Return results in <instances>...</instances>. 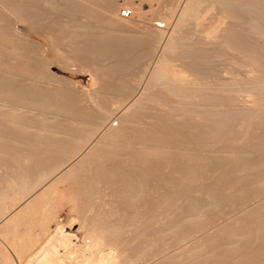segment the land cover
Listing matches in <instances>:
<instances>
[{
    "label": "rangeland",
    "instance_id": "rangeland-1",
    "mask_svg": "<svg viewBox=\"0 0 264 264\" xmlns=\"http://www.w3.org/2000/svg\"><path fill=\"white\" fill-rule=\"evenodd\" d=\"M4 1H6V2H4ZM18 1H20V3H22V0H17V1L9 0L10 3L7 0H2L0 3V10L2 11V12H0V14L2 15V13L4 12V14L2 16L0 15V20H1L0 24L2 26V27L0 26L1 27L0 28V35L2 33L1 38L3 39V40H0V42H1L0 43V50H1L0 51V89H1L0 90V108L2 107L1 108L2 111L0 110V112H2V113H0L1 114L0 119L4 118L2 121H0L1 122L0 123L1 124L0 125V143H1V140H3V142H5L4 139H6L5 134H4L6 130H5V128H4L5 131L2 130L3 128L1 127V126H3V124L6 123L7 125L3 126V127L7 126L6 129L10 125H11L10 126L11 128L9 127V129H12L13 127H14L13 129H15V125H17L21 128L22 131L25 130V132L27 131L28 133H31V132L35 133L36 131H40L44 134H48V135H52V136L53 135H58V136L62 135L59 137L60 138L63 137V139L66 138V139H64V141H66L67 144L69 142H71V143H69L71 145H76L78 143L77 144L78 146H77V149L74 150L73 152L68 151L70 154L67 152L65 153V155L60 154V155H62V157H59V159L57 160V164H55V166L56 165L57 166L55 167L53 165L52 167H53V169L55 167L54 171H57L56 169H59V168L61 170L64 168L65 170L63 169V171H62L63 173L60 170L59 173H57L55 175L50 174L51 180H50V182L47 183L48 185L46 184L45 194H44V196H42L43 200L41 198H40L41 200L39 199V201H40L39 204L42 201L43 202L41 203V205L38 206V207H40L38 210L41 209L39 211L41 214L43 213L45 215V213H46L45 217L43 216V214L41 216H43L46 220L48 218V216L50 215L49 219H47V221H44L45 222L44 224H46V223H48V224L43 225V226L47 227V225H49L51 227V230L56 231V230L60 229V228H58L59 224H60V226L63 224V226L61 227L62 231L58 232L59 231L58 230L56 233V237H55L53 232H48L46 234V236H44V238H43V236L41 237L40 235L42 234V232H44L45 229L37 228V230H36L35 229L36 226L35 227L34 226L28 227V225H24L25 226V228H24L23 225L21 224L22 226L20 228L19 227L20 225H18V224H20V222H19V223H17L18 226L16 225V229H15V226L14 227L13 226H7L4 228L1 227L2 230H0V231L3 233H2V235L0 234V237H1L0 238V264H8V263L9 264H24L25 263L24 258H26L27 255H30V253H34V251L38 250V249L40 251V255H38V257H32L31 260L29 261V263H31V264H44V263H46V261L50 260L54 255L58 256V255H61L62 253L64 254V253L68 252V251H66V248L64 249L62 246H60V243H62V242L67 246V248H69L68 250L71 249L70 252H68L70 254V257H71L70 258L68 256V258H70V261L71 260H73V261L82 260V256H81L82 252H84V253H82V255L87 254L88 256H96V257L101 256V255H103L104 252H106L109 254V256H111L112 261L115 259L116 264H123V263L126 264L125 262H128V261L129 262L127 264H129V263L130 264H164V263L165 264H172V263L173 264H183V263L184 264H187V263H189V264H204V262H205V264H218V263L219 264H226V263L227 264H230V263H232V264H248V263H250L251 261H249L246 258L247 255H245V253L246 254L248 253L247 250L245 251V248L247 249V246H248L247 245V239L249 237L248 235H252V233H250L251 230H255L252 228H256V227L259 228L258 224L259 225L262 224L263 225V226L261 225L262 229L259 228L261 230L258 231L259 233L260 232H262V233L259 234L256 231L257 229L255 231L257 232L256 235H258L259 237H260V235L264 236V232H263L264 231L263 230L264 229L263 228L264 227V211H261V210H264V201H263L264 200L263 199L264 198L263 197L264 196V187H263L264 175H262V174H264V165H262V163L264 164V135H263V133H264V78H263L264 77L263 76L264 75V73H263L264 72V69H263L264 68V33H263V31L264 30L261 27V24L264 22V18H262V17H264V16H261V17L256 16V18L254 20V21H257V24L259 22V26H258L259 28L258 29L254 28V27L251 28V26L249 24H248L249 26L245 29V27H246L245 25H247V24H245V23L241 24V26L242 25L243 26L239 30H240V34L242 36L239 34V36L241 38L239 36H237V37H238V41H241L239 43L241 45L243 43L244 44L240 48V49H242L240 51L243 53H241L240 54L241 56H239L236 54L237 51H235V49L233 48V44L222 41V39H223L222 35L223 36H228V34L230 35V33H229L230 30H228V27H229L228 24L230 26H232L233 24H231V23H233V22L227 21L226 19L223 20V24L222 25L220 24L221 26H219V28H218V33H217V38H216L217 40H215V41H214V39L212 40L210 38L211 36L209 37L210 39L208 38V36L206 37V35H207L206 32L209 30V27H211L217 21H220L222 18V17H219L221 15H219L220 9L217 6L218 4L214 5L215 3L213 4V2H210L209 0H207V2L209 1L208 3L205 1V3L203 2L199 5L198 9L199 8L200 9H199L198 17L196 20H194L195 18L194 19L192 18L190 21V17H188V18L184 17L185 18L184 19L185 21L183 20L184 23H183V21L178 22V23H182V24H179L180 26L178 25V23L175 24V19L177 20V17L179 15L178 13L180 12L179 9L181 10L180 7L183 5V4H181L182 0H173V1L170 0L171 2L168 0H123V1L122 0H111V1L101 0L102 2L100 0H98V1H94L93 3L91 2V0H81L83 2H81L79 0L80 3H82V6L84 5V7L86 4V1H87V3L89 1V5L92 4L90 7H89V5L86 4L87 5L86 9H88V10H85L86 13H84V11L82 12L84 15L81 12L79 13L78 11L77 12L75 11L73 13L71 10L69 11L65 7L67 9L66 10L64 7H62V3H60V0H43L42 1L44 4L43 6H45V7H43L44 9L42 8V10L45 12L47 11L48 13L50 12L51 14L50 13L49 14L52 17L48 13H47V15H44L46 13L42 11V13H44L43 14L44 16H42V14H41L42 17L41 16H36V17L33 16L34 18H36V20L34 18H28V20H27V17L32 16V15L28 14V13H30V11H32V7H31V9L29 8L30 9L29 12H28V10L27 11H24L21 9L19 10V8H21V5H22V8L25 7L24 5L29 0H23V1H25V3L21 4V5H17L16 2H18ZM32 1H29L30 4L32 3ZM79 1H76V2H79ZM99 1L102 3V6L100 5L101 3ZM45 2H46V4H45ZM54 2H55V4H54ZM2 3L5 5H3ZM12 3H13L12 7L14 9L11 7ZM14 3L17 5V9L15 8L16 5ZM80 3H79V5H81ZM116 3H118V5ZM30 4L27 2V5H28L27 8L30 7ZM104 4H106V5H104ZM178 4H179V6H178ZM204 4L205 5L208 4V5H206V7H204L205 6ZM96 5H98V6L96 7ZM112 5H114V6L112 7ZM18 6H19V8H18ZM40 6H42V3L40 4ZM210 6H211V8H210ZM56 7H59V8H56ZM92 7L94 9H92ZM103 7L106 9H103ZM6 8H8V9H6ZM27 8H25V9H27ZM45 8H47V9H45ZM108 8H110V11ZM122 8H129L131 10L132 14L129 18L120 17L119 11ZM167 8H168V10H167ZM15 9L19 10L21 12L16 11ZM170 9H172V10H170ZM8 10H10V11H8ZM12 10H13V13L11 12ZM111 10L113 13H110ZM165 10H166V12H165ZM59 11H60V13H58ZM67 11H69L68 13H71V14L67 15L68 14ZM218 11H219V14H218ZM25 12H27V14L29 16L25 15L26 19L24 21V17L22 18V16H24ZM88 12L90 15L88 14ZM97 12H98V14H100L99 16H98ZM162 12H164V13H162ZM18 13L20 14L19 16H18ZM55 13H56V15H55ZM80 14H81V16H80ZM87 14H88V16H85ZM91 15H93V17ZM109 15H112V17H110ZM162 15H165V16H162ZM3 16H5V17L7 16L8 18L7 17L6 18L8 21L6 20L4 22L5 17H3ZM72 17H74V18H72ZM89 17H90V19H88ZM113 17H115V19ZM57 18H58L59 22H58ZM75 18H77V19H75ZM159 18H161V19H159ZM218 18H220V20ZM104 19H106L107 21ZM112 19H113V21H112ZM143 19H145V20H143ZM42 20H44V21H42ZM55 20H56V22H54ZM79 20H80V22H79ZM110 20H111V22H110ZM157 20H162V21L165 20V22H163L165 24L164 30L166 33L164 36V39L170 38V35L173 36V39L176 37L174 40L177 44H179V46L176 45V43H173V44H174V46L176 45L175 48L178 47V48H176L177 50L172 49L173 50L172 51L171 49H167V47L163 45V43L165 41L164 39H161L160 43H158V45H157L158 50H157L156 45H154L156 47V50H155L154 46H153L154 48L153 47L150 48L151 46H149V44L152 45L153 44L152 40H154V39L150 38V40H149L146 36H147L148 32H150L149 30L152 29V26L155 23V21H157ZM209 20H210V22L212 21L213 24H210ZM74 21L76 23H74ZM225 21H226V23H225ZM6 22L10 23V25H11L10 27L13 31L10 29V27H9V29H10L9 32H8V30H6V28L8 29L7 26H9V24L6 25L5 27L3 26L5 24H7ZM107 22H109V23H107ZM101 23H103V25ZM205 23L207 24L206 27H205ZM29 24H31V25H29ZM32 24L34 26H32ZM51 24H52V26H51ZM53 24L55 26H57L56 24H58L59 26H57V28H56ZM64 24H66V25H64ZM80 24H82V25H80ZM142 24H144V25H142ZM184 24H185V26H184ZM173 26H174V28H173ZM262 26H263V24H262ZM84 27L86 28V30ZM93 27H95V28H93ZM103 27H105V28H103ZM106 27H107V29H106ZM175 27H177V28L175 29ZM226 27H227V29H226ZM260 27H261V29H260ZM52 28H53V30H52ZM74 28L75 29L78 28L77 31ZM81 28H83L82 29L83 31H80ZM90 28H92V30L93 29L94 30L92 31ZM204 28H206V29H204ZM61 29H62V31H61ZM66 29L69 31H67ZM87 29L91 30L94 33L96 31H97V33L101 32L100 34H102L104 37H108L109 39L111 38L113 41H116L117 38H120V40H118V42L116 41V43H120L121 38H122V40L124 39L125 41L126 40L128 41V39H129L128 42L131 44L128 45L129 43L127 44V41L124 42L125 43L124 46L127 45V47L125 46V48L123 49V51L125 53L122 50L120 51V49H121L120 48L119 51L117 50V55L115 54L116 56L114 55L113 57L112 56L110 57L108 55H102L100 57L97 56L96 58L95 57L91 58V56H89V58H88V56L85 57L86 56L85 53H84L85 56L80 57L81 56L80 52L82 54L83 51L80 50L81 48L79 49V46H80V45H78L79 42H76V41H78V37L75 35V32L84 33L85 31H88ZM171 29H174V30H171ZM186 29H188L187 32L185 31ZM1 30L4 32H2ZM5 30L7 31L8 34H5L6 33ZM47 30H49V31H47ZM56 30H57V33H56ZM64 30H65V32H64ZM30 31H31V33H30ZM60 31L62 32L63 36L61 35ZM173 31H174V33H172ZM260 31L263 35L260 33ZM40 32H42V33H40ZM145 32H146V34H145ZM189 32H191V33H189ZM204 32H205V34H204ZM63 33H65L66 36ZM72 33L77 37V40L74 41L71 38V35H73ZM108 33H109V35H108ZM197 33H198V35H197ZM225 33H227V35H225ZM3 34L7 35L8 37L3 35ZM125 34L127 35L126 37H125ZM173 34H175L176 36ZM132 35L134 37H136V39H139V40L136 41V39H134V37ZM167 35H169V37ZM177 35L181 36V38L178 37ZM48 36H50V37H48ZM67 36L70 39H68ZM111 36H113L115 39H113V37H111ZM230 36H229L228 41L235 43L234 41L237 38L235 37L234 41H232L233 37H230ZM252 36H253V38H252ZM76 37H75V39H76ZM196 37H198V38L196 39ZM179 39H181L182 41H180ZM183 39H186V40H183ZM187 39H189V40L187 41ZM219 39H221V40H219ZM19 40H21V41H19ZM5 41H7V42H5ZM131 41L132 42L135 41V42L132 43ZM167 41H168V39L165 41V43ZM185 41H186V43H185ZM257 41H259V42L257 43ZM13 42H15V43H13ZM151 42H152V44H151ZM195 42L196 43L198 42V43L195 44ZM222 42H223V45L221 47L220 45L222 44ZM6 43H8V44H6ZM74 43H76L77 45ZM180 43H182V44H180ZM246 43H248V44H246ZM254 43L257 46H255ZM18 44H20V45H18ZM120 44H118L117 46L121 47ZM155 44H156V42H155ZM184 44L185 45L187 44V45L185 46ZM194 44H195V46H194ZM224 44H226V45H224ZM159 45H160V47L164 46L165 49L169 50V51H166L167 53L164 52L165 49H162V47L160 49ZM182 45H183V47L184 46L185 47L183 48ZM190 45L191 46L193 45V46L189 47ZM199 45L202 47H200ZM258 45H259V47H258ZM197 47H200V48L198 49ZM4 48H5V50H4ZM74 48L75 49L78 48L77 50H79L80 52L75 50ZM148 48H150L151 51H149L150 49L148 50ZM126 49H127V53H126ZM224 49H226V51ZM170 50L173 53H170L171 52ZM174 50L176 51V53ZM179 50H180V52H179ZM183 50H184V52H183ZM194 50H196V51H194ZM212 50H214V51H212ZM249 50H250V52H248ZM3 52H5V53H3ZM118 52L124 53L123 54L124 56L121 54L122 57L121 58L118 57V55H120V54H118ZM177 52H179V53H177ZM148 53H150V54H148ZM186 53H187V55H186ZM189 53H191V54H189ZM239 53L240 52H238V54ZM181 54H182V56H181ZM251 54L255 57L251 56ZM166 55H168V56H166ZM171 55H174V56L172 57ZM232 55H234V57ZM74 56H77V59H76V57L74 58ZM175 56L178 59H175L176 58ZM22 57H24L23 58V59H25L24 61H22L23 60ZM67 57H68V59H67ZM79 57L81 59H79ZM36 58H39V59H36ZM44 58H46V59H44ZM159 58H162V62H161L162 65H164V66H167L166 64L170 65V66L168 65L166 67V68L170 67V69H168V70L174 69V71L177 72L178 74H183V77L186 76L184 78L185 82L183 81L182 83H179V82L176 83L174 81L172 84L171 83L172 81L171 82L169 81V84L164 82L165 84L160 83V84H157L155 86L152 84L151 85L149 84L150 86L146 85L145 79L148 75H149L148 77H150V74H151L150 69L152 70V68H153L152 66H154V64H155V63H153V61H156L157 59L159 60ZM241 58H242V60H241ZM247 58H249V59H247ZM43 59H44V61H43ZM70 59H71V61H70ZM87 59H88V61H87ZM81 60H82V62H81ZM149 60L151 61V63L149 62ZM163 60H165L166 62L168 61L169 63L168 62L166 63ZM231 60H233V61H231ZM31 61H33V62H31ZM105 62H107V63H105ZM147 62H149V65L147 64ZM240 62H242V63H240ZM33 63H34V65H33ZM49 63H50V66H49ZM179 64H181V65H179ZM186 64H188V66ZM21 65L26 66V68L25 67L21 68L22 67ZM96 65L98 66V68ZM231 65H233V67ZM144 66H146L147 68ZM241 66H243V67H241ZM252 66H254V67H252ZM260 66H262V67H260ZM237 67H239V68H237ZM67 68H69V69H67ZM231 68H233V69H231ZM262 69H263V71H262ZM260 70L262 72H260ZM149 71H150V73H148ZM183 71L185 72V74ZM187 71L189 73H187ZM254 72H255V74H254ZM33 74H35V75H33ZM193 75H196V76H193ZM235 75H237V76H235ZM230 76H232V77H230ZM148 77H147V79H149ZM192 77H195V78H192ZM191 79H193V80H191ZM217 79L219 80V82H217L218 81ZM99 81H101V82H99ZM187 81L189 82L188 84H187ZM191 81L192 82L194 81L193 83L196 85L191 83ZM196 81H198V82L196 83ZM245 81H246V83H245ZM149 82H147V84ZM252 83H254V84H252ZM100 84H102V85H100ZM166 84H168V86ZM159 85H161V86H159ZM192 85L195 87H193ZM227 85H229V86H227ZM145 86L148 89V94L153 95V96L150 97V95L148 96V94L146 96L144 95L145 93H147L146 90H144L145 93L142 91ZM147 86H149L150 88H148ZM151 86H152V88H151ZM178 86L180 89L178 88ZM189 86H192V87H189ZM211 87H213V88H211ZM4 88H6V90ZM34 88H35V91L42 90V91H45V92L47 91V92L51 93L52 98L51 99L49 98V100L48 99L44 100L43 98H36L35 97L36 98L35 99L32 96H31V98L26 97V95H27L26 93L25 94L21 93L24 91L28 92ZM60 88H62V89H60ZM70 88L72 91L70 90ZM163 88H165L166 91ZM171 88H173V89H171ZM197 88H199L200 90ZM203 88L206 92H204V90H202ZM149 89L150 90L153 89V91H155V92H153L152 90L150 91ZM162 89H163V91H162ZM168 89H170V90H168ZM188 89H190V90H188ZM167 90H168V92H167ZM175 90H178L180 93L175 91ZM196 90H198V92ZM211 90L213 92H210ZM219 90L222 92H220ZM240 90H241V92H240ZM229 91L232 93H230ZM152 92H153V94H151ZM174 92L177 95L179 93V95H178L179 99H178L177 95L175 96ZM187 92L190 94V97H189V94H187ZM209 92L212 95V97H211V95L208 96ZM217 92H219V93H217ZM72 93H74V96ZM87 93H89V94H87ZM91 93H93V94H91ZM140 93L143 96L142 98L141 97L140 98L143 101H146V100L147 101L146 102L141 101L142 105L140 108L139 107H130L131 103L134 102L139 97ZM158 94H159V96H158ZM203 94L204 95L206 94L205 96H207L208 100L204 99L205 96ZM224 94H226V96ZM239 94H241V95H239ZM53 95H55V97ZM122 95H124V96H122ZM164 95H165V97H164ZM182 95H184V96L181 97ZM192 95H194V96H192ZM200 95H202L203 98ZM218 95H219V97H218ZM76 96H77V98H76ZM97 96H98V98H97ZM161 96H163V97H161ZM166 96L169 97L170 99L167 98ZM172 96L175 97V99ZM112 97H113V99H112ZM134 97H135V99H134ZM146 97L147 98L149 97V98L146 99ZM156 97H158V98H156ZM186 97L187 98L189 97V98L186 99ZM216 97H218L220 100L217 99ZM103 98L105 101L103 100ZM161 98H164V99H161ZM201 98H202V100H201ZM215 98L217 99V101L215 100ZM55 99H57V100L54 101ZM92 99L93 100L98 99V101H100L101 104L104 103L105 109L103 108V106H102V108L105 111L103 113H101V112L99 113V111L96 112L97 109L93 107L94 104H93ZM165 99L167 100V102ZM195 99H196V101H195ZM212 99H213V101H211ZM30 100H31V102H30ZM87 100L88 101L90 100V101L88 102ZM218 100H219V102H218ZM236 100H238L239 102H234ZM91 101H92V103H91ZM210 101H211V103H210ZM147 102H148V104H147ZM192 102H194V103H192ZM90 103H91V105H90ZM154 103L158 104V105L155 106ZM5 104H6V106H5ZM107 104H108V106H107ZM160 104H161V106H160ZM55 106H57V107H55ZM58 106H60V108H58ZM164 106H165V108H163ZM63 107H65V108H63ZM89 107L90 108L92 107V108L90 109ZM166 107H167V109H166ZM206 107L207 108L209 107V109L206 110ZM7 108L9 111L7 110ZM62 108H63V110H62ZM80 108L82 109V111ZM135 108H136V110L134 111ZM144 108H145V110H143ZM202 108H204V109H202ZM55 109H56V111H55ZM59 109H61V110H59ZM73 109H76L78 111H76V110L72 111ZM196 109H198V110H196ZM107 110H109L108 113H107ZM167 110H169V111L167 112ZM170 110H172V111H170ZM129 111H130V113H129ZM131 111H134V112H131ZM140 111H143V112L146 111L147 113L144 112L145 113L144 114L143 112H140ZM152 111H155V112H152ZM205 111L207 112L206 115H205V113H206ZM208 111L210 112L209 116H208V114H209ZM92 112L93 113L95 112V113L93 114ZM136 112L139 115H137ZM202 112H204V113H202ZM9 113H10V115L12 114V116H14V117H12V118L9 117L10 116ZM133 113L135 115H133ZM162 113H163V115H162ZM165 113H168V114H166V116H165ZM200 113L203 116L202 115L197 116ZM215 113H217V114H215ZM101 114H102V117H101ZM105 114H107V115H105ZM129 114H131V116H129ZM16 115H17V117H16ZM145 115H146V117H145ZM132 116H133V118H132ZM214 116H216V117H214ZM99 117H100V121H99ZM134 117L137 118L136 121L133 120V119H135ZM56 118H58V119L56 120ZM160 118H162V119L160 120ZM165 118L168 120H166ZM155 119H156V121H154ZM139 120L141 121V123H139L140 122ZM53 121H55L57 123H55ZM137 121H139V122H137ZM52 122L54 123L53 125H52ZM169 122H171V123H169ZM125 123H127V125ZM133 123L135 126L133 125ZM142 124H144V125H142ZM162 124H164V125H162ZM181 124H182V126H181ZM100 125H101V127H100ZM146 125H147V127H146ZM63 126H66V127H63ZM94 126H96V127H94ZM123 126H125L124 128L127 129L128 131H131V133H129L130 138H125L123 141L121 139H119L118 141L115 140L116 142H114V140H111V141L108 139L105 140V138H107V137L103 138L104 137V136H102L103 133L109 131L108 127H110V128L113 127L115 129H119V128H122ZM222 126L224 127V129ZM19 127H16V129L19 130L18 129ZM69 128H71V129H69ZM85 128H87V129H85ZM135 128L137 129V131H138V129L141 128V130H139V132H142V133H139L138 135L134 134L136 132ZM149 128H151V129H149ZM166 128H168V129H166ZM28 129L30 131H28ZM143 129H145V132L143 131ZM147 129H148V131H147ZM165 129L167 132L165 131ZM77 130L78 131L80 130V132H78ZM151 130H153V131H151ZM85 131H86V133H85ZM89 131H90V133L87 134ZM149 131H151L153 136H154V134H155V136L158 134L159 138L164 136L163 138H165L166 140H163V138H160L163 141L158 139L159 140V142H158L157 140H154L153 138H151L152 136H150L148 138V136L150 134ZM169 131H170V133H169ZM182 131H185V132H182ZM14 132H17V131H14ZM218 132H220V133H218ZM101 133H102V135H101ZM162 133H163V135H162ZM172 133H174L173 134L174 136H172ZM99 134L101 137H99ZM132 134H134V137ZM142 134H143V137H142ZM144 134L146 135V138H145ZM152 134H150V135H152ZM160 135H162V136H160ZM200 136H201V138H200ZM137 138L141 139V140H138ZM126 139H127V141H126ZM75 141H77V142H75ZM137 141H138V143H137ZM155 141H157V142H155ZM10 142L12 144H14V146L20 150H24V149L28 148L29 145L33 143L32 141H30L28 139V137L22 138V139H13ZM153 142H155V144ZM162 142H165V143L162 144ZM183 142H185V143H183ZM113 143L114 144L117 143L116 145H118V146L115 145L117 147V150H116L115 146L113 145ZM90 144H92L93 147H94V144L98 145L97 149L99 147H101L99 152H97L94 155L92 153H88L87 149H84V147L88 148L89 146H92ZM107 144H110L112 147L110 145H107ZM177 144H179V145H177ZM185 144H186V146H185ZM32 145H36V144H32ZM138 145H139V147H137ZM156 145H157V147H156ZM159 146H161V147H159ZM106 147H108V148L110 147L109 151ZM154 147H155V149H154ZM166 148L168 149L169 153L162 154V153H164ZM133 149H134V152L137 151V149L140 150L139 152H137L138 155L135 153L134 154L136 156L133 155V153H132ZM160 149L162 150V152ZM192 149H194V150H192ZM119 150H121V151H119ZM154 150H156V151H154ZM129 151H131V152H129ZM78 152H80V153H78ZM101 152H103V153H101ZM147 152H148V154H147ZM172 152H174L173 153L174 156L171 155ZM186 152L189 154H187ZM198 152H199V154H198ZM52 153H49L46 155H50V157H54V155H51ZM75 153L78 154V156H77L78 159L77 158L74 159L71 162V164L69 163L67 165L66 162H68L72 158V156H74ZM85 153H87L88 155ZM154 153L155 154L158 153V156H157V154L155 155ZM1 154H2V152H0V156H1ZM54 154H55V152H54ZM183 154L184 155L187 154L189 156V157L187 156V159L188 160L190 159L191 161L190 160L188 161L187 159L186 160L188 162L185 161L186 155H185V157H183L184 156ZM194 154H196L195 156L197 158L194 156ZM228 154H229V156H228ZM84 155H86V156H84ZM120 155H121V157L123 156L122 158L125 161L120 157ZM163 155L166 157H164ZM202 155L206 157L205 160H202L205 158V157L203 158ZM141 156H142V158H141ZM171 156L173 159L172 158L170 159ZM2 157H4V156L2 155ZM2 157L0 158V160L2 159ZM180 157H182V158H180ZM215 157H217V159L218 158L219 159L217 160V159H215ZM198 159H200V161ZM171 160H174V161L171 162ZM183 160H184V162H183ZM194 160H197V161H194ZM210 160H211V162H210ZM237 160H238V162H237ZM133 161H134V163H132ZM163 161H164V163H163ZM166 162H168V163H166ZM186 162H187V164H186ZM249 162H250V165H249ZM206 163H208V164L205 166ZM48 164H49V168H50L52 164H50V163H48ZM48 164L45 165V167L48 168ZM59 164L61 166H64V167L61 168V166ZM64 164L67 165V167ZM184 165L187 166L188 168L190 167L191 169L194 168L190 174L186 171V169H187L190 172V168L188 169L186 167V169L183 170ZM200 165H202V167ZM217 165H219V166H217ZM244 166L247 169H245ZM204 167H205V169H204ZM208 167H211V168H208ZM222 167H224V168H222ZM257 167H259V168H257ZM178 168H179V170H178ZM180 168H181V170L186 171L184 173H186L185 175L187 178L184 176V173L180 170ZM227 168L230 169V171ZM211 169L213 172L211 171ZM216 169H217V171H216ZM222 169H223V171H222ZM67 170H69V171H67ZM225 170H227V171H225ZM54 171H53V173H54ZM116 171H117V173H116ZM130 171H132V172H130ZM178 171H179V173H178ZM208 171H209L210 175L207 174ZM2 172L4 173L3 166L0 165V177L3 175ZM58 174H60V176ZM181 174H183L185 179L183 178V176H180ZM212 174L215 176L214 178H212L213 177ZM222 174H225V175H222ZM56 175H58L59 177L58 176L56 177ZM230 175H232L234 178ZM251 175H253V176L255 175V176L253 177ZM176 176H177V178H176ZM230 177H232V178H230ZM81 178H83V179H81ZM247 179H249V180H247ZM256 179L258 182L256 181ZM170 180H171V182H170ZM183 180H184V182H183ZM252 180H254V181L252 182ZM243 181H244V183H243ZM260 182H261V184H260ZM0 183H1V180H0ZM165 183H166V185H165ZM170 183L172 184V186ZM188 183H190V185H188ZM255 183L256 184L258 183L259 184V185L257 184L258 186L261 185L260 188L258 186H256ZM181 184H182V186H181ZM218 184H220V185H218ZM250 185L252 187H250ZM204 186L207 187V189ZM214 186H215V188H214ZM251 188L255 189L256 191L251 189ZM261 188H263V189H261ZM175 189H177V190L179 189V190L176 191ZM198 189H199V191H198ZM214 189H215V191H214ZM235 189H238V190H235ZM249 189H251V190H249ZM169 190H171V191L169 192ZM227 191H230V192H227ZM237 191H240L239 194H236V193H238ZM232 192H234V193H232ZM247 192H248V194H247ZM254 192H256V193H254ZM172 193H173V195H172ZM23 194L16 195V198H15L16 200H14V201H17V202H14L13 200H9V199H6L4 201V203L0 207V219L2 218V214L4 216V214L11 211V207L13 209L15 206L20 204L19 202L21 200H23L24 197H26L25 193H23ZM225 194H226V196H225ZM230 194H232V195H230ZM214 196H215V198H214ZM238 196H240V197H238ZM257 196L258 197L262 196V198L261 197L258 198ZM216 197H217V199H216ZM221 197H224V198H221ZM252 197H253V199H252ZM226 198H228V200ZM219 199H220V202H219ZM231 200L232 201L234 200V201L231 202ZM242 200L244 203L242 202ZM259 201H260V203H259ZM222 202H224V203H222ZM229 202L232 204V206ZM251 202H253V204ZM257 202H258V204H257ZM16 203H18V204H16ZM239 203L240 204L243 203V204L240 205ZM219 204H220V206H219ZM244 204H246V205H244ZM258 205L260 207L262 206L261 208H259V210L261 212H259V210L257 209L259 207ZM34 207H37V206L34 205ZM252 207H253V209H252ZM43 208H45V210H46L45 212L42 210ZM47 208H49L48 211H47ZM248 208H249V210H247ZM252 210L254 213L252 212ZM255 210H256L257 214L255 213ZM35 211L33 212L34 214H32V211L28 212V213H30L32 215V217H34L35 219L36 218L39 219L40 213H37ZM155 211H157V212H155ZM238 212L241 215L238 214ZM259 213H261V214H259ZM247 214H249V215H247ZM255 214L258 216H255ZM31 215L29 217H31ZM237 215H239L238 218L236 217ZM240 216H241V218H240ZM252 216L255 219H253ZM245 217H247V219L245 220L246 222L250 219L248 221V223H246L243 220V218H245ZM44 218H43V220H44ZM251 218H252V220H251ZM257 218L259 219L260 222L255 221ZM202 221H204V222H202ZM233 221H234V223L235 222L236 223L234 224ZM241 221H242V224H241ZM253 221L257 222L256 226L253 225L254 227L251 226L252 225L251 222H253ZM221 223H222V225H221ZM50 224H52V225H50ZM200 224H203V225H200ZM230 224H232V225H230ZM236 224H238V226ZM247 224H248V227H246ZM242 225H243V227H242ZM226 226H228V227H227V230L225 231L226 228H224V227H226ZM231 226H233V227H231ZM249 226H251V227L249 228ZM214 227H216V228H214ZM237 227H241V228H239L240 230ZM223 228H224V230H223ZM7 229H8V231H7ZM24 229H26V230H24ZM29 229H33V231L29 230ZM235 229L238 230L237 233H236ZM242 229L243 230L246 229V230L243 231ZM249 229H250V231H249ZM221 230H223L224 232L222 233ZM218 231L221 232V235ZM225 232H226V234H225ZM227 232L229 233V236H228ZM26 233H28V234H26ZM34 233H36V234H34ZM51 233H53V234H51ZM216 233H218V234H216ZM24 234H26V235L24 236ZM243 234H248V235H243ZM253 234H254V232H253ZM35 235H36V237H35ZM238 235H240V236L238 237ZM242 235H243V237H242ZM27 236H28V238L33 236L31 238H34V240H35V238L37 239L39 237L38 241L40 239L41 242L37 243L36 245L34 244L36 242V240L34 242L33 239H31L32 242L31 241L26 242L25 239L27 238ZM47 236H48V238H47ZM110 236L115 237L116 240L114 238H111ZM232 236H234L235 238ZM20 237L25 242H22ZM100 237H102V239ZM213 237L216 239L214 240ZM231 237H232L233 241L230 239ZM98 238L100 240H98ZM241 238L242 239L244 238V239L241 240ZM13 239L15 240V243H14ZM16 239H18L19 241ZM42 239H44V240H42ZM221 239H223V240L221 241ZM20 240H21V243H19ZM102 240H103V243H102ZM111 240H112V242H110ZM208 240H210V241H208ZM262 240H264V238ZM238 241H240V242L238 243ZM262 242H264V241H262ZM101 243H102V246H101ZM104 243H105V245L107 243V246H105ZM108 243H109V245H108ZM111 243L114 246L111 245ZM229 243H231V244H229ZM29 244H32V245H29ZM239 244H241V245H239ZM95 245L96 246L100 245V247H96ZM237 245H238V247H237ZM40 246H42V247H40ZM103 246H105V247H103ZM97 248H99L98 250H101V251H98ZM239 248H240V250H239ZM243 248H244V250H243ZM72 249H73V251H72ZM233 249L235 251H233ZM82 250H84V251H82ZM158 250H159V252H158ZM161 250H162V252H161ZM214 250H216L215 253L218 252L219 254L217 253L216 255H214L215 254V253H213ZM96 251H98L97 254L93 255L94 253H96ZM211 251H212V253H211ZM221 251H222V253H220ZM244 251H245V253H244ZM229 252L231 254H229ZM250 252H253L252 249ZM223 253H224V255H223ZM239 253H242L244 255H242V254L240 255ZM1 254H3V255H1ZM215 256H217V257L214 258ZM223 256L224 257L229 256V257L227 259H225V258L223 259ZM243 256H245V257H243ZM242 257H243V259H242ZM4 258H6V259H4ZM68 258H67V260H68ZM212 258L215 260H213ZM231 258H233V259H231ZM7 259H9L10 261L9 260L7 261ZM182 259H183V262H182ZM5 260L7 263H5ZM101 260H102V258L100 259V261ZM244 260L245 261L247 260L249 262H247V261L245 262ZM262 260L264 262V259H262ZM117 261L118 262L121 261V262L118 263ZM193 261L196 263H192ZM263 262L260 260V262H256L255 264H258V263L264 264ZM252 264H254V263H252Z\"/></svg>",
    "mask_w": 264,
    "mask_h": 264
},
{
    "label": "bare ground",
    "instance_id": "bare-ground-1",
    "mask_svg": "<svg viewBox=\"0 0 264 264\" xmlns=\"http://www.w3.org/2000/svg\"><path fill=\"white\" fill-rule=\"evenodd\" d=\"M2 1V0H1ZM1 1H0V3H1ZM8 2H9V0H7ZM15 1H17V0H15ZM29 1H32V0H29ZM29 1H27L29 4H30V2ZM43 0H33L32 1V5L30 4V7H28L27 8V2H26V4L24 5L25 7H23L22 8V5L21 4H24L25 3V1H23L22 0V3H20V1H18V2H16L17 3V5H21V8H19V6H18V8H19V10L21 9V10H24V11H27L28 10V12H29V10L31 9V7H32V11H30V13H28L29 15H32L31 17L27 14V12H25L24 13V16H22V18L24 17V21H25V15H28L29 17H27V20H28V18H34L33 16H41V14H42V16H44V15H47V11L45 12V11H43L42 10V8L43 7H45V6H43L44 4H43V2H42ZM76 1H79V0H60V3H62V7H66L69 11L71 10L73 13L76 11H78L79 13L81 12H83L84 11V13H86V11L85 10H88V9H86L87 7V5H89V1H88V3H87V1H86V4H85V7H84V5L82 6V3H80V1L79 2H76ZM94 1H98V0H91V2L93 3ZM101 1V0H100ZM99 1V2H100ZM109 1H111V0H109ZM123 1V0H122ZM168 1H170V0H168ZM173 1V0H172ZM205 1L207 2V0H182L181 2V4H183L180 8H181V10L179 9V15H178V17H177V20L175 19V24L176 23H178V22H182L185 18L184 17H186V18H188V17H190V21H191V19L193 18H195L194 20H196L197 19V17H198V12H199V9H198V7H199V5L201 4V3H205ZM210 2H213V4L214 5H217L218 7H219V9H220V14H219V11H218V14L219 15H221V16H219V17H222L221 18V20H220V18H218L220 21H217L215 24H213V22L211 23L210 22V20H209V22H210V24H213L211 27H209V30L206 32V37L208 36V38L210 37L212 40L214 39V41L215 40H217L216 38H217V33H218V28H219V26H221L222 24H223V20H227V21H231V22H233V23H231V24H233L232 26H230L229 24H228V30H230V35L228 34V36H223L222 35V41L223 42H228V43H230V44H233V48L235 49V51H237V55H239V56H241L240 54L241 53H243V52H241L240 50H242V49H240L241 47H242V45L244 44H240L239 42H241V41H238V37L237 36H239V34H240V28H242V26H241V24H243V23H245V24H247V25H245L246 27H245V29L250 25L251 26V28L252 27H254V28H256V29H258L259 27V22H258V24H257V21H254L255 20V18H256V16H264V0H209ZM208 1V2H209ZM4 2H6V1H4ZM7 2V3H8ZM13 2V1H12ZM42 3V6H40V4ZM56 2V1H55ZM55 2H54V4H55ZM81 2H83V1H81ZM85 2V1H84ZM98 2V3H99ZM102 2V1H101ZM100 2V3H101ZM171 2V1H170ZM175 2V1H174ZM207 2V3H208ZM10 3V2H9ZM51 3V2H50ZM79 3L81 4V5H79ZM97 3V4H98ZM99 3V4H100ZM113 3V2H112ZM115 3V2H114ZM167 3V2H166ZM176 3V2H175ZM3 4V3H2ZM15 4V3H14ZM45 4H46V2H45ZM107 4V3H106ZM106 4H104V5H106ZM117 5H118V3H116ZM180 4V5H181ZM3 5H5V4H3ZM16 5V4H15ZM17 5H16V9H17ZM60 5V4H59ZM92 5V4H91ZM91 5H89V7L91 6ZM95 5V4H94ZM101 6H102V3L100 4ZM123 5V4H122ZM163 5V4H162ZM205 5V4H204ZM206 5H208V4H206ZM206 5L204 6V7H206ZM7 6V5H6ZM13 6V3L11 4V7ZM61 6V5H60ZM98 5H96V7H97ZM110 6V5H109ZM114 5H112V7H113ZM159 6V5H158ZM166 6V5H165ZM169 6V5H168ZM178 6H179V4H178ZM50 7V6H49ZM117 7V6H116ZM115 7V8H116ZM175 7V6H174ZM208 7V6H207ZM9 8V7H8ZM8 8H6V9H8ZM13 8V7H12ZM25 8H27V9H25ZM30 8V9H29ZM56 8H59V7H56ZM65 8V9H66ZM170 8V7H169ZM172 8V7H171ZM210 8H211V6H210ZM11 9V8H10ZM14 9V8H13ZM15 9V10H16ZM44 9V8H43ZM45 9H47V8H45ZM66 9V10H67ZM92 9H94L93 7H92ZM91 9V10H92ZM97 9V8H96ZM101 9V8H100ZM103 9H106V8H104L103 7ZM109 9V11H110V8H108ZM162 9V8H161ZM165 9V8H164ZM173 9V8H172ZM172 9H170V10H172ZM207 9V8H206ZM209 9V8H208ZM19 10H16V11H19ZM117 10V9H116ZM167 10H168V8H167ZM178 10V9H177ZM8 11H10V10H8ZM15 11V12H16ZM42 11L43 12H45L46 14H44V13H42ZM57 11V10H56ZM63 11V10H62ZM69 11H67V13L69 12ZM90 11V10H89ZM93 11V10H92ZM96 11V10H95ZM163 11V10H162ZM211 11V10H210ZM0 12H2L1 10H0ZM12 13H13V10L11 11ZM19 12H21V11H19ZM117 12V11H116ZM165 12H166V10H165ZM208 12V11H207ZM50 13V12H49ZM48 13V14H49ZM53 13V12H52ZM58 13H60V11L58 12ZM78 13V14H79ZM91 13V12H90ZM109 13V12H108ZM110 13H113L112 12V10H111V12ZM162 13H164V12H162ZM202 13V12H201ZM4 14V12L2 13V15ZM16 14V13H15ZM44 14V15H43ZM51 14V13H50ZM49 14V15H50ZM54 14V13H53ZM69 14H71V13H68L67 15H69ZM83 14V13H82ZM88 14H89V12H88ZM88 14L87 15H85V16H88ZM97 14H98V12H97ZM107 14V13H106ZM208 14V13H207ZM1 15V14H0ZM1 15V16H2ZM14 15V14H13ZM20 14L18 13V16H19ZM55 15H56V13H55ZM84 15V14H83ZM90 15V14H89ZM100 14H98V16H99ZM17 16V15H16ZM20 16V17H21ZM41 16V17H42ZM51 16V15H50ZM71 16V15H70ZM80 16H81V14H80ZM92 17H93V15H91ZM97 16V15H96ZM95 16V17H96ZM97 16V17H98ZM104 16V15H103ZM110 17H112V15H109ZM162 16H165V15H162ZM167 16V15H166ZM170 16V15H169ZM173 16V15H172ZM204 16V15H203ZM3 17H5V16H3ZM7 17V16H6ZM4 18L5 20H4V22L7 20V18ZM40 17V18H41ZM46 17V16H45ZM52 17V16H51ZM217 17V16H216ZM47 18V17H46ZM56 18V17H55ZM54 18V19H55ZM72 18H74V17H72ZM86 18V17H85ZM106 18V17H105ZM114 19H115V17H113ZM166 18V17H165ZM262 18H264V17H262ZM35 20H36V18H34ZM61 19V18H60ZM75 19H77V18H75ZM82 19V18H81ZM88 19H90V17L88 18ZM93 19V18H92ZM159 19H161V18H159ZM216 19V18H215ZM20 20V19H19ZM33 20V19H32ZM38 20V19H37ZM53 20V19H52ZM57 20H58V18H57ZM83 20V19H82ZM96 20V19H95ZM98 20V19H97ZM103 20V19H102ZM104 20H106V19H104ZM143 20H145V19H143ZM153 20V19H152ZM163 20V19H162ZM162 20H157V21H155V23L153 24V26H152V29L151 30H149L150 32H148V34H147V38L150 40V38L151 39H154V40H152V42H153V44H152V42H151V44L152 45H150L149 44V46H151L150 48H152L154 45H156V47H157V50H158V43H160V41H161V39H164V36H165V30H164V28H165V24L163 23V22H165V20L164 21H162ZM193 20V21H194ZM1 21V20H0ZM8 21V20H7ZM23 21V20H22ZM42 21H44V20H42ZM107 21V20H106ZM112 21H113V19H112ZM117 21V20H116ZM185 21V20H184ZM184 21H183V23H184ZM204 21V20H203ZM207 21V20H206ZM205 21V22H206ZM222 21V22H221ZM37 22V21H36ZM50 22V21H49ZM54 22H56V20L54 21ZM58 22H59V20H58ZM79 22H80V20H79ZM101 22V21H100ZM110 22H111V20H110ZM215 22V21H214ZM2 23V22H1ZM7 23V22H6ZM13 23V22H12ZM23 23V22H22ZM27 23V22H26ZM44 23V22H43ZM71 23V22H70ZM74 23H76L75 21H74ZM105 23V22H104ZM107 23H109V22H107ZM114 23V22H113ZM112 23V24H113ZM189 23V22H188ZM225 23H226V21H225ZM9 24V26H7L8 27V29L6 28V30H8V32H9V30L11 29V25H10V23H7V24H5V25H3L4 27L6 26V25H8ZM35 24V23H34ZM69 24V23H68ZM102 25H103V23H101ZM119 24V23H118ZM117 24V25H118ZM179 24H182V23H178V25ZM204 24V23H203ZM209 24V23H208ZM221 24V25H220ZM249 24V25H248ZM262 24H263V26H262ZM261 24V27L263 28V30H264V22ZM23 25V24H22ZM29 25H31V24H29ZM54 25V24H53ZM57 26H59L58 24H56ZM64 25H66V24H64ZM76 25V24H75ZM80 25H82V24H80ZM88 25V24H87ZM114 25V24H113ZM142 25H144V24H142ZM189 25V24H188ZM206 23H205V27H206ZM0 26H1V24H0ZM25 26V25H24ZM27 26V25H26ZM32 26H34L33 24H32ZM49 26V25H48ZM51 26H52V24H51ZM55 26V25H54ZM57 26H55L56 28H57ZM72 26V25H71ZM84 26V25H83ZM107 26V25H106ZM175 26V25H174ZM174 26H173V28H174ZM180 26V25H179ZM183 26V25H182ZM184 26H185V24H184ZM199 26V25H198ZM202 26V25H201ZM200 26V27H201ZM2 27V26H1ZM0 27V28H1ZM3 27V28H4ZM9 27H10V29H9ZM13 27V26H12ZM29 27V26H28ZM66 27V26H65ZM82 27V26H81ZM87 27V26H86ZM117 27V26H116ZM189 27V26H188ZM227 27H226V29H227ZM232 27V28H231ZM261 27H260V29H261ZM35 28V27H34ZM38 28V27H37ZM47 28V27H46ZM64 28V27H63ZM62 28V29H63ZM85 28V27H84ZM93 28H95V27H93ZM103 28H105V27H103ZM177 27H175V29H176ZM179 28V27H178ZM225 28V27H224ZM231 28V29H230ZM45 29V28H44ZM49 29V28H48ZM62 29H61V31H62ZM68 29V28H67ZM66 29V30H67ZM75 29V28H74ZM78 29V28H77ZM77 29H75L76 31H77ZM83 28H81V30L80 31H83L82 30ZM91 30H92V28H90ZM101 29V28H100ZM106 29H107V27H106ZM182 29V28H181ZM204 29H206V28H204ZM5 30V34H8L7 33V31ZM12 30V29H11ZM40 30V29H39ZM52 30H53V28H52ZM60 30V29H59ZM85 30H86V28H85ZM88 30V29H87ZM91 30H88V31H85L84 33H82V32H75V35L78 37V41H76V42H79L78 43V45H80L79 46V49L80 50H82L83 51V55L81 54V52L79 51V50H77V49H75V50H77V51H79L80 52V57H83V56H85V57H87L88 56V58H89V56H91V58H93V57H97V56H102V55H108V56H114L115 54L117 55V50L119 51V49H120V51L122 50L123 51V49L125 48V46L127 47V45H125L124 46V42H126L124 39V41L122 40V38H121V41H120V43H116V41L118 42V40H120V38H117V40L116 41H113L111 38L109 39L108 37H104L102 34H100V33H97V31L94 33V32H92ZM103 30V29H102ZM101 30V31H102ZM116 30V29H115ZM148 30V29H147ZM167 30V29H166ZM171 30H174V29H171ZM178 30V29H177ZM187 30L188 29H186L185 31L187 32ZM190 30V29H189ZM201 30V29H200ZM2 31V30H1ZM13 31V30H12ZM38 31V30H37ZM47 31H49V30H47ZM46 31V32H47ZM60 31V33H61V35H62V32ZM67 31H69V30H67ZM108 31V30H107ZM112 31V30H111ZM146 31V30H145ZM184 31V32H185ZM224 31V30H223ZM227 31V30H226ZM246 31V30H245ZM2 32H4V31H2ZM43 32V31H42ZM42 32H40V33H42ZM52 32V31H51ZM59 32V31H58ZM64 32H65V30H64ZM99 32V31H98ZM147 32V31H146ZM146 32H145V34H146ZM205 32H204V34H205ZM228 32V31H227ZM250 32V31H249ZM13 33V32H12ZM26 33V32H25ZM30 33H31V31H30ZM35 33V32H34ZM33 33V34H34ZM56 33H57V30H56ZM59 33V34H60ZM78 33V34H77ZM170 33V32H169ZM172 33H174V31L172 32ZM180 33V32H179ZM189 33H191V32H189ZM203 33V32H202ZM244 33V32H243ZM247 33V32H246ZM260 33H261V31H260ZM263 33H264V31H263ZM5 34H3V35H5ZM11 34V33H10ZM47 34V33H46ZM58 34V35H59ZM63 34H65V33H63ZM73 34V33H72ZM104 34V33H103ZM144 34V35H145ZM181 34V33H180ZM179 34V35H180ZM220 34V33H219ZM262 34V33H261ZM1 35H2V33H1ZM0 35V38L2 37ZM55 35V34H54ZM74 34L73 35H71V38L75 41V40H77V37L75 36ZM108 35H109V33H108ZM142 35V34H141ZM173 35H175V34H173ZM197 35H198V33H197ZM225 35H227V33H225ZM241 35V34H240ZM256 35V34H255ZM263 35V34H262ZM5 36H7V35H5ZM56 36V35H55ZM63 36V35H62ZM65 36H66V34H65ZM74 36V37H73ZM127 35L125 34V37H126ZM133 36V35H132ZM136 36V35H135ZM168 37H169V35H167ZM172 35H170V38H166V39H164L165 41L168 39V41L165 43V41H164V43L166 44H164L163 43V45L164 46H166L167 47V49H176V48H178V47H176L175 48V46L176 45H178L179 46V44H177L176 42H175V38L173 39V36L171 37ZM176 36V35H175ZM178 36V35H177ZM194 36V35H193ZM229 36L230 37H233L232 38V41H234V39H235V37L237 38V39H235V43H232L231 41H228L229 40ZM242 36V35H241ZM261 36V35H260ZM8 37V36H7ZM20 37V36H19ZM24 37V36H23ZM48 37H50V36H48ZM52 37V36H51ZM68 37V36H67ZM75 37H76V39H75ZM111 37H113V36H111ZM134 37V36H133ZM132 37V38H133ZM178 37H180L181 38V36H178ZM221 37V36H220ZM240 37V36H239ZM256 37V36H255ZM130 38V37H129ZM131 38V39H132ZM138 38V37H137ZM140 38V37H139ZM198 37H196V39H197ZM201 38V37H200ZM209 38V39H210ZM241 38V37H240ZM243 38V37H242ZM252 38H253V36H252ZM48 39V38H47ZM68 39H70L69 37H68ZM113 39H115L114 37H113ZM134 39H136V37H134ZM231 39V38H230ZM256 39V38H255ZM0 40H3L2 38L0 39ZM50 40V39H49ZM48 40V41H49ZM137 40H139V39H136V41ZM141 40V39H140ZM143 40V39H142ZM148 40V41H149ZM178 40V39H177ZM180 41H182L181 39H179ZM183 40H186V39H183ZM189 39H187V41H188ZM219 40H221V39H219ZM19 41H21V40H19ZM33 41V40H32ZM73 41V42H74ZM128 41H129V39H128ZM127 41V44L129 43ZM145 41V40H144ZM156 42V44H155V42ZM196 41V40H195ZM203 41V40H202ZM243 41V40H242ZM5 42H7V41H5ZM27 42V41H26ZM65 42V41H64ZM113 42V43H112ZM132 42V41H131ZM135 42V41H134ZM134 42H132V43H134ZM150 42V41H149ZM218 42V41H217ZM223 42H222V44L220 45L221 47H222V45H223ZM259 41H257V43H258ZM1 43V42H0ZM13 43H15V42H13ZM39 43V42H38ZM48 43V42H47ZM137 43V42H136ZM173 43H176V45L174 46V44ZM184 43V42H183ZM185 43H186V41H185ZM198 43V42H197ZM196 42H195V44H197ZM204 43V42H203ZM227 43V44H228ZM6 44H8V43H6ZM10 44V43H9ZM22 44V43H21ZM71 44V43H70ZM74 44H76V43H74ZM73 44V45H74ZM118 44H120L121 45V47L120 46H117ZM123 44V45H122ZM131 43H129L128 45H130ZM162 44V43H161ZM180 44H182V43H180ZM195 44H194V46H195ZM200 44V43H199ZM213 44V43H212ZM215 44V43H214ZM219 44V43H218ZM217 44V45H218ZM229 44V45H230ZM246 44H248V43H246ZM11 45V44H10ZM18 45H20V44H18ZM61 45V44H60ZM77 45V44H76ZM75 45V46H76ZM185 45V44H184ZM187 45V44H186ZM185 45V46H186ZM224 45H226V44H224ZM254 45H255V43H254ZM260 45V44H259ZM259 45H258V47H259ZM7 46V45H6ZM13 46V45H12ZM50 46V45H49ZM71 46V45H70ZM123 46V47H122ZM148 46V45H147ZM163 46V47H164ZM184 46V47H185ZM193 46V45H192ZM191 45L189 46V47H192ZM200 46V45H199ZM204 46V45H203ZM231 46V45H230ZM245 46V45H244ZM252 46V45H251ZM255 46H257V45H255ZM155 47V46H154ZM153 47V48H154ZM156 47H155V50H156ZM162 47V46H161ZM161 47H160V45H159V48L161 49ZM162 47V49H165V47L163 48ZM181 47V46H180ZM182 47H183V45H182ZM183 47V48H184ZM188 47V46H187ZM188 47V48H189ZM200 47H202V46H200ZM200 47H197L198 49L200 48ZM211 47V46H210ZM209 47V48H210ZM253 47V46H252ZM39 48V47H38ZM129 48V47H128ZM150 48H148V50L150 49ZM194 48V47H193ZM192 48V49H193ZM226 48V47H225ZM16 49V48H15ZM146 49V48H145ZM191 49V50H192ZM197 49V50H198ZM203 49V48H202ZM220 49V48H219ZM227 49V48H226ZM226 49H224L225 51H226ZM248 49V48H247ZM250 49V48H249ZM3 50V49H2ZM4 50H5V48H4ZM19 50V49H18ZM129 50V49H128ZM170 50V51H171ZM177 50V49H176ZM188 50V49H187ZM230 50V49H229ZM232 50V49H231ZM244 50V49H243ZM257 50V49H256ZM1 51V50H0ZM21 51V50H20ZM30 51V50H29ZM149 51H151V49L149 50ZM160 51V50H159ZM166 51H169V50H166L165 49V51L164 52H166ZM173 51V50H172ZM170 52V53H173V52ZM175 51V50H174ZM190 51V50H189ZM194 51H196V50H194ZM212 51H214V50H212ZM7 52V51H6ZM10 52V51H9ZM19 52V51H18ZM36 52V51H35ZM61 52V51H60ZM124 52V51H123ZM161 52V51H160ZM179 52H180V50H179ZM179 52H177V53H179ZM182 52V51H181ZM183 52H184V50H183ZM187 52V51H186ZM193 52V51H192ZM238 52H240L239 54H238ZM248 52H250V50L248 51ZM263 52V51H262ZM261 52V53H262ZM3 53H5V52H3ZM8 53V52H7ZM69 53V52H68ZM84 53H85V55H84ZM125 53V52H124ZM124 53H119L118 52V54H120V55H118V57H122V55L124 54ZM126 53H127V49H126ZM157 53V52H156ZM167 53V52H166ZM165 53V54H166ZM175 53H176V51H175ZM246 53V52H245ZM10 54V53H9ZM17 54V53H16ZM34 54V53H33ZM122 54V55H121ZM148 54H150V53H148ZM164 54V55H165ZM184 54V53H183ZM189 54H191V53H189ZM258 54V53H257ZM23 55V54H22ZM32 55V54H31ZM115 55V56H116ZM176 55V54H175ZM186 55H187V53H186ZM185 55V56H186ZM247 55V54H246ZM25 56V55H24ZM38 56V55H37ZM42 56V55H41ZM59 56V55H58ZM107 56V57H108ZM124 56V55H123ZM166 56H168V55H166ZM170 56V55H169ZM172 57L174 56V55H171ZM179 56V55H178ZM181 56H182V54H181ZM233 57H234V55H232ZM251 56H253L252 54H251ZM262 56V55H261ZM21 57V56H20ZM34 57V56H33ZM36 57V56H35ZM39 57V56H38ZM76 57V59H77V56H74V58ZM79 57V59H81ZM84 57V58H85ZM176 57V56H175ZM174 57V58H175ZM184 57V56H183ZM187 57V56H186ZM229 57V56H228ZM249 57V56H248ZM253 57H255V56H253ZM24 57H22V59H23ZM41 58V57H40ZM158 58V57H157ZM163 58V57H162ZM162 58H159V60L157 59L156 61H153V63H155L154 64V66H152L153 68H152V70L150 69V71H151V74H150V77H148L149 79H147V77H146V79H145V81H146V85H157V84H160V83H163V84H165V83H168L169 84V81L173 84V82L175 81L176 83L177 82H179V83H182L185 79V77H183V74H178L177 72H175L174 71V69L172 70H168V69H170V67L169 68H166L169 64H166L167 66H164V65H162L161 64V62H162ZM166 58V57H165ZM224 58V57H223ZM231 58V57H230ZM239 58V57H238ZM244 58V57H243ZM257 58V57H256ZM21 59V60H22ZM36 59H39V58H36ZM44 59H46V58H44ZM44 59H43V61H44ZM67 59H68V57H67ZM115 59V58H114ZM175 59H178L177 57L175 58ZM174 59V60H175ZM195 59V58H194ZM222 59V58H221ZM245 59V58H244ZM247 59H249V58H247ZM25 59H23L22 61H24ZM34 60V59H33ZM42 60V59H41ZM169 60V59H168ZM218 60V59H217ZM241 60H242V58H241ZM251 60V59H250ZM262 60V59H261ZM12 61V60H11ZM30 61V60H29ZM40 61V60H39ZM61 61V60H60ZM70 61H71V59H70ZM69 61V62H70ZM80 61V60H79ZM87 61H88V59H87ZM164 62H166L165 60H163ZM193 61V60H192ZM231 61H233V60H231ZM238 61V60H237ZM240 61V60H239ZM27 62V61H26ZM31 62H33V61H31ZM57 62V61H56ZM81 62H82V60H81ZM149 62L151 63V61L149 60ZM149 62H147V64L149 65ZM168 62V61H167ZM166 62V63H167ZM245 62V61H244ZM258 62V61H257ZM48 63V62H47ZM84 63V62H83ZM89 63V62H88ZM105 63H107V62H105ZM169 63V62H168ZM185 63V62H184ZM183 63V64H184ZM189 63V62H188ZM194 63V62H193ZM240 63H242V62H240ZM259 63V62H258ZM261 63V62H260ZM36 64V63H35ZM87 64V63H86ZM213 64V63H212ZM224 64V63H223ZM231 64V63H230ZM247 64V63H246ZM254 64V63H253ZM252 64V65H253ZM263 64V63H262ZM33 65H34V63H33ZM37 65V64H36ZM39 65V64H38ZM47 65V64H46ZM77 65V64H76ZM85 65V64H84ZM95 65V64H94ZM179 65H181V64H179ZM187 66H188V64H186ZM195 65V64H194ZM236 65V64H235ZM238 65V64H237ZM261 65V64H260ZM10 66V65H9ZM8 66V67H9ZM22 66V65H21ZM45 66V65H44ZM49 66H50V63H49ZM74 66V65H73ZM87 66V65H86ZM97 66V65H96ZM170 66V65H169ZM186 66V67H187ZM232 67H233V65H231ZM250 66V65H249ZM258 66V65H257ZM263 66V65H262ZM262 66H260V67H262ZM23 67H25L26 68V66H22L21 68H23ZM29 67V66H28ZM39 67V66H38ZM67 67V66H66ZM144 67H146V66H144ZM150 67V66H149ZM148 67V68H149ZM172 67V66H171ZM191 67V66H190ZM197 67V66H196ZM222 67V66H221ZM230 67V66H229ZM241 67H243V66H241ZM247 67V66H246ZM252 67H254V66H252ZM40 68V67H39ZM97 68H98V66H97ZM147 68V67H146ZM227 68V67H226ZM237 68H239V67H237ZM248 68V67H247ZM67 69H69V68H67ZM95 69V68H94ZM103 69V68H102ZM222 69V68H221ZM231 69H233V68H231ZM251 69V68H250ZM258 69V68H257ZM264 69V68H263ZM263 69H262V71H263ZM29 70V69H28ZM43 70V69H42ZM88 70V69H87ZM147 70V69H146ZM145 70V71H146ZM180 70V69H179ZM183 70V69H182ZM185 70V69H184ZM189 70V69H188ZM22 71V70H21ZM25 71V70H24ZM30 71V70H29ZM114 71V70H113ZM148 71V70H147ZM150 71L148 72V73H150ZM261 70H260V72H262ZM35 72V71H34ZM79 72V71H78ZM184 72V71H183ZM199 72V71H198ZM258 72V71H257ZM256 72V73H257ZM31 73V72H30ZM37 73V72H36ZM187 73H189L188 71H187ZM194 73V72H193ZM264 73V72H263ZM28 74V73H27ZM32 74V73H31ZM39 74V73H38ZM147 74V73H146ZM184 74H185V72H184ZM254 74H255V72H254ZM253 74V75H254ZM33 75H35V74H33ZM32 75V76H33ZM43 75V74H42ZM257 75V74H256ZM142 76V75H141ZM144 76V75H143ZM188 76V75H187ZM190 76V75H189ZM193 76H196V75H193ZM235 76H237V75H235ZM252 76V75H251ZM264 76V75H263ZM6 77V76H5ZM30 77V76H29ZM220 77V76H219ZM230 77H232V76H230ZM9 78V77H8ZM32 78V77H31ZM192 78H195V77H192ZM201 78V77H200ZM226 78V77H225ZM250 78V77H249ZM257 78V77H256ZM264 78V77H263ZM236 79V78H235ZM3 80V79H2ZM14 80V79H13ZM12 80V81H13ZM36 80V79H35ZM139 80V79H138ZM167 80V81H166ZM188 80V79H187ZM191 80H193V79H191ZM215 80V79H214ZM218 80V79H217ZM226 80V79H225ZM229 80V79H228ZM247 80V79H246ZM260 80V79H259ZM31 81V80H30ZM142 81V80H141ZM150 81V82H149ZM190 81V80H189ZM243 81V80H242ZM255 81V80H254ZM257 81V80H256ZM11 82V81H10ZM98 82V81H97ZM99 82H101V81H99ZM147 82H149L148 84H147ZM165 82V83H164ZM185 82V81H184ZM194 82V81H193ZM192 81H191V83H193ZM198 81H196V83H197ZM204 82V81H203ZM217 82H219V80L217 81ZM251 82V81H250ZM249 82V83H250ZM138 83V82H137ZM189 82L187 81V84H188ZM201 83V82H200ZM227 83V82H226ZM245 83H246V81H245ZM255 83V82H254ZM254 83H252V84H254ZM37 84V83H36ZM52 84V83H51ZM97 84V83H96ZM141 84V83H140ZM162 84V85H163ZM168 84H166L167 86H168ZM194 84V83H193ZM199 84V83H198ZM210 84V83H209ZM232 84V83H231ZM236 84V83H235ZM257 84V83H256ZM95 85V84H94ZM100 85H102V84H100ZM138 85V84H137ZM149 85V86H150ZM179 85V84H178ZM194 85H196V84H194ZM33 86V85H32ZM96 86V85H95ZM99 86V85H98ZM149 86H147L148 88H150ZM159 86H161V85H159ZM184 86V85H183ZM186 86V85H185ZM193 86V85H192ZM192 86H189V87H192ZM202 86V85H201ZM227 86H229V85H227ZM236 86V85H235ZM242 86V85H241ZM2 87V86H1ZM31 87V86H30ZM138 87V86H137ZM143 87V86H142ZM176 87V86H175ZM193 87H195V86H193ZM197 87V86H196ZM205 87V86H204ZM219 87V86H218ZM224 87V86H223ZM252 87V86H251ZM257 87V86H256ZM36 88V87H35ZM35 88L34 89H31L30 91H28V92H26V91H24V92H21V93H26L27 95H26V97H30L31 98V96L32 97H36V98H43L44 100L45 99H48L49 100V98L51 99L52 98V94L51 93H49V92H45V91H42V90H40V91H35ZM146 86L144 87V89L142 90L143 92H144V90H146L147 91V93H143L145 96L148 94V89L146 88ZM151 88H152V86H151ZM154 88V87H153ZM160 88V87H159ZM158 88V89H159ZM170 88V87H169ZM174 88V87H173ZM173 88H171V89H173ZM178 88H179V86H178ZM202 88V87H201ZM211 88H213V87H211ZM216 88V87H215ZM229 88V87H228ZM227 88V89H228ZM237 88V87H236ZM5 90H6V88H4ZM3 89V90H4ZM27 89V88H26ZM29 89V88H28ZM60 89H62V88H60ZM94 89V88H93ZM136 89V88H135ZM164 90H165V88H163ZM163 89H162V91H163ZM175 89V88H174ZM180 89V88H179ZM187 89V88H186ZM191 89V88H190ZM190 89H188V90H190ZM197 89H199V88H197ZM220 89V88H219ZM233 89V88H232ZM235 89V88H234ZM238 89V88H237ZM252 89V88H251ZM1 90V89H0ZM4 90V91H5ZM70 90H71V88H70ZM134 90V89H133ZM150 90V89H149ZM152 91H153V89H151ZM150 90V91H151ZM155 90V89H154ZM168 90H170V89H168ZM168 90H167V92H168ZM200 90V89H199ZM202 90H204V88L202 89ZM15 91V90H14ZM72 91V90H71ZM161 91V92H162ZM166 91V90H165ZM175 91H177V92H179L178 90H175ZM186 91V90H185ZM197 92H198V90H196ZM195 91V92H196ZM220 91V90H219ZM77 92V91H76ZM87 92V91H86ZM135 92V91H134ZM133 92V93H134ZM141 92V91H140ZM153 92H155V91H153ZM153 92L151 93V94H153ZM160 92V91H159ZM201 92V91H200ZM204 92H206L205 90H204ZM210 92H213L212 90L210 91ZM210 92H209V95L208 96H210L211 94H210ZM215 92V91H214ZM220 92H222V91H220ZM230 92V91H229ZM234 92V91H233ZM240 92H241V90H240ZM9 93V92H8ZM17 93V92H16ZM69 93V92H68ZM150 93V92H149ZM166 93V92H165ZM180 93V92H179ZM179 93H178V95H179ZM217 93H219V92H217ZM230 93H232V92H230ZM245 93V92H244ZM6 94V93H5ZM11 94V93H10ZM73 94V96H74V93H72ZM76 94V93H75ZM87 94H89V93H87ZM91 94H93V93H91ZM90 94V95H91ZM97 94V93H96ZM109 94V93H108ZM161 94V93H160ZM169 94V93H168ZM167 94V95H168ZM174 94H175V92H174ZM187 94H189L188 92H187ZM223 94V93H222ZM229 94V93H228ZM9 95V94H8ZM14 95V94H13ZM77 95V94H76ZM98 95V94H97ZM103 95V94H102ZM133 95V94H132ZM150 94H148V96H149ZM171 95V94H170ZM177 94H175V96H176ZM178 95H177V97H178ZM204 95V94H203ZM206 95V94H205ZM204 95V96H205ZM225 96H226V94H224ZM223 95V96H224ZM232 95V94H231ZM238 95V94H237ZM239 95H241V94H239ZM16 96V95H15ZM54 97H55V95H53ZM60 96V95H59ZM82 96V95H81ZM84 96V95H83ZM89 96V95H88ZM122 96H124V95H122ZM151 96H153V95H150V97ZM155 96V95H154ZM158 96H159V94H158ZM184 95H182L181 97H183ZM192 96H194V95H192ZM202 98H203V96L202 95H200ZM230 96V95H229ZM244 96V95H243ZM61 97V96H60ZM80 97V96H79ZM93 97V96H92ZM104 97V96H103ZM106 97V96H105ZM143 97L142 95H141V93L139 94V99L137 98L134 102H132L131 103V106L130 107H141V101H143L141 98ZM161 97H163V96H161ZM164 97H165V95H164ZM167 97V96H166ZM173 97V96H172ZM176 97V98H177ZM189 97H190V94H189ZM188 97V98H189ZM199 97V96H198ZM197 97V98H198ZM206 97V98H205ZM204 97V99L205 100H208V98H207V96H205ZM211 97H212V95H211ZM218 97H219V95H218ZM218 97H216L217 99H219ZM231 97V96H230ZM245 97V96H244ZM35 98V99H36ZM76 98H77V96H76ZM83 98V97H82ZM90 98V97H89ZM97 98H98V96H97ZM145 98V97H144ZM149 98V97H148ZM147 97H146V99H148ZM156 98H158V97H156ZM160 98V97H159ZM167 98H169V97H167ZM166 98V99H167ZM174 99H175V97H173ZM187 97H186V99H188ZM202 98H201V100H202ZM215 98V100L217 101V99ZM226 98V97H225ZM251 98V97H250ZM27 99V98H26ZM63 99V98H62ZM111 99V98H110ZM112 99H113V97H112ZM134 99H135V97H134ZM161 99H164V98H161ZM160 99V100H161ZM165 99V100H166ZM170 99V98H169ZM168 99V100H169ZM178 99H179V97H178ZM183 99V98H182ZM191 99V98H190ZM214 99V98H213ZM213 99L211 100V101H213ZM227 99V98H226ZM230 99V98H229ZM228 99V100H229ZM253 99V98H252ZM261 99V98H260ZM28 100V99H27ZM38 100V99H37ZM43 100V101H44ZM47 100V101H48ZM57 99H55L54 101H56ZM93 100V99H92ZM103 100H104V98H103ZM107 100V99H106ZM145 100V99H144ZM157 100V99H156ZM220 100V99H219ZM219 100H218V102H219ZM88 101V100H87ZM90 101V100H89ZM88 101V102H89ZM105 101V100H104ZM147 101V100H146ZM146 101H143V102H146ZM195 101H196V99H195ZM199 101V100H198ZM211 101H210V103H211ZM232 101V100H231ZM241 101V100H240ZM8 102V101H7ZM30 102H31V100H30ZM53 102V101H52ZM107 102V101H106ZM155 102V101H154ZM166 102H167V100H166ZM174 102V101H173ZM181 102V101H180ZM203 102V101H202ZM206 102V101H205ZM234 102H239L238 100H236V101H234ZM15 103V102H14ZM27 103V102H26ZM57 103V102H56ZM78 103V102H77ZM91 103H92V101H91ZM91 103H90V105H91ZM158 103V102H157ZM188 103V102H187ZM192 103H194V102H192ZM3 104V103H2ZM60 104V103H59ZM93 107L94 108H96L97 110H96V112L97 111H99V113L101 112V113H103L105 110V108H104V103H102L101 104V102L100 101H98V99H94L93 100ZM106 104V103H105ZM145 104V103H144ZM147 104H148V102H147ZM146 104V105H147ZM151 104V103H150ZM149 104V105H150ZM155 104V103H154ZM163 104V103H162ZM171 104V103H170ZM169 104V105H170ZM191 104V103H190ZM209 104V103H208ZM89 105V106H90ZM156 105H158V104H155V106ZM205 105V104H204ZM5 106H6V104H5ZM24 106V105H23ZM75 106V105H74ZM102 106H103V108H102ZM106 106V105H105ZM107 106H108V104H107ZM160 106H161V104H160ZM55 107H57V106H55ZM153 107V106H152ZM159 107V106H158ZM170 107V106H169ZM168 107V108H169ZM219 107V106H218ZM260 107V106H259ZM2 108V107H1ZM0 108V110L2 111V109ZM58 108H60V106H58ZM63 108H65V107H63ZM63 108H62V110H63ZM76 108V107H75ZM90 108V107H89ZM92 108V107H91ZM90 108V109H91ZM128 108V107H127ZM154 108V107H153ZM160 108V107H159ZM163 108H165V106L163 107ZM70 109V108H69ZM81 109V108H80ZM132 109V108H131ZM166 109H167V107H166ZM199 109V108H198ZM198 109H196V110H198ZM202 109H204V108H202ZM209 109V107L207 108L206 107V110H208ZM7 110H8V108H7ZM23 110V109H22ZM58 110V109H57ZM59 110H61V109H59ZM71 110V109H70ZM69 110V111H70ZM74 110H76V109H73L72 111H74ZM86 110V109H85ZM95 110V109H94ZM136 110V108L134 109V111ZM143 110H145V108L143 109ZM154 110V109H153ZM5 111V110H4ZM9 111V110H8ZM12 111V110H11ZM10 111V112H11ZM55 111H56V109H55ZM54 111V112H55ZM68 111V112H69ZM71 111V112H72ZM76 111H78V110H76ZM80 111V110H79ZM81 111H82V109H81ZM108 111L109 110H107V113H108ZM134 111H131V112H134ZM139 111V110H138ZM137 111V112H138ZM160 111V110H159ZM163 111V110H162ZM161 111V112H162ZM169 110H167V112H168ZM170 111H172V110H170ZM193 111V110H192ZM211 111V110H210ZM215 111V110H214ZM21 112V111H20ZM60 112V111H59ZM70 112V113H71ZM125 112V111H124ZM123 112V113H124ZM137 112H136V114H137ZM140 112H143V111H140ZM139 112V113H140ZM145 113H147L146 111H144ZM143 112V113H144ZM152 112H155V111H152ZM166 112V111H165ZM191 112V111H190ZM206 112V111H205ZM209 112V111H208ZM222 112V111H221ZM0 113H2V112H0ZM5 113V112H4ZM8 113V112H7ZM24 113V112H23ZM66 113V112H65ZM93 113V112H92ZM95 113V112H94ZM93 113V114H94ZM98 113V114H99ZM129 113H130V111H129ZM144 113V114H145ZM189 113V112H188ZM192 113V112H191ZM202 113H204V112H202ZM6 114V113H5ZM69 114V113H68ZM82 114V113H81ZM141 114V113H140ZM156 114V113H155ZM158 114V113H157ZM160 114V113H159ZM166 114H168V113H165V116H166ZM184 114V113H183ZM207 114V112L205 113V115ZM215 114H217V113H215ZM1 115V114H0ZM4 115V114H3ZM9 115H10V113H9ZM14 115V114H13ZM105 115H107V114H105ZM133 115H135L134 113H133ZM137 115H139V114H137ZM148 115V114H147ZM162 115H163V113H162ZM199 115H202L201 113L200 114H198L197 116H199ZM210 115V112H209V114H208V116ZM230 115V114H229ZM260 115V114H259ZM8 116V115H7ZM100 116V115H99ZM104 116V115H103ZM109 116V115H108ZM129 116H131V114H129ZM203 116V115H202ZM9 117H14V116H12V114L9 116ZM16 117H17V115H16ZM72 117V116H71ZM101 117H102V114H101ZM138 117V116H137ZM140 117V116H139ZM143 117V116H142ZM145 117H146V115H145ZM159 117V116H158ZM214 117H216V116H214ZM213 117V118H214ZM132 118H133V116H132ZM135 118V117H134ZM141 118V117H140ZM163 118V117H162ZM162 118H160V120L162 119ZM223 118V117H222ZM221 118V119H222ZM263 118V117H262ZM4 119V118H3ZM2 118L0 119V121H2L3 120ZM58 118H56V120H57ZM106 119V118H105ZM130 119V118H129ZM152 119V118H151ZM164 119V118H163ZM166 119V118H165ZM220 119V120H221ZM13 120V119H12ZM53 120V119H52ZM75 120V119H74ZM98 120V119H97ZM104 120V119H103ZM133 120H137V118H135V119H133ZM166 120H168V119H166ZM206 120V119H205ZM219 120V119H218ZM223 120V119H222ZM23 121V120H22ZM29 121V120H28ZM60 121V120H59ZM99 121H100V117H99ZM105 121V120H104ZM140 121V120H139ZM139 121H137V122H139ZM153 121V120H152ZM154 121H156V119L154 120ZM210 121V120H209ZM213 121V120H212ZM12 122V121H11ZM10 122V123H11ZM27 122V121H26ZM53 122H55V121H53ZM52 122V125L54 124ZM77 122V121H76ZM98 122V121H97ZM166 122V121H165ZM222 122V121H221ZM1 123V122H0ZM5 123V122H4ZM51 123V122H50ZM55 123H57V122H55ZM73 123V122H72ZM136 123V122H135ZM139 123H141V121L139 122ZM155 123V122H154ZM167 123V122H166ZM169 123H171V122H169ZM211 123V122H210ZM16 124V123H15ZM95 124V123H94ZM126 125H127V123H125ZM147 124V123H146ZM223 124V123H222ZM1 125V124H0ZM5 125H7L6 123L5 124H3V126H5ZM57 125V124H56ZM60 125V124H59ZM58 125V126H59ZM133 125H134V123H133ZM137 125V124H136ZM142 125H144V124H142ZM159 125V124H158ZM157 125V126H158ZM162 125H164V124H162ZM203 125V124H202ZM3 126H1L3 129L2 130H4V128H5V138L6 139H4V141L5 142H3V140H1V143H0V152H2V154H1V156H0V158L2 157V155L4 156V157H2V159L0 160V165L1 166H3V170H4V173H3V175L0 177V180H1V183H0V207H1V205L4 203V201L6 200V199H9V200H16L15 198H16V195H21V194H23V193H25V195H26V197H24L23 198V200H21L19 203L20 204H18V203H16V204H18L17 206H15L13 209H12V207H11V211L10 212H5L6 214H4V216H3V214H2V218L0 219V230H2V228L1 227H7V226H15V229H16V225H17V223H19L20 222V224H18V225H20L19 227L21 228V226L23 225V227L25 228V226L24 225H28V227L29 226H36L35 227V229L37 230V228H39V229H45L44 230V232H42V234L40 235L41 237L43 236V238H44V236H46V234L48 233V232H53L54 233V235H55V237H56V233H57V231L58 232H61L62 231V229H61V227L63 226V224L60 226V224H59V227L58 228H60V229H58V230H56V231H54V230H51V227L49 226V225H47V227H45V226H43V225H46V224H48V223H46V224H44L45 222L44 221H47V219H49V216H48V218L45 220V216H46V213H45V215L43 214V216H41L42 214L39 212L40 210H38L40 207H38L39 205H41V203L43 202H41L40 204H39V199L41 198L42 199V196H44V194H45V187H46V184L48 183V182H50V180H51V178H50V174L51 175H55V174H57V173H59V171L61 170L60 168L59 169H56L57 171H54V169H55V167L57 166H55V164H57V160L59 159V157H62V155H60V154H64L65 155V153L67 152V153H69V152H73L74 150H76L77 149V144L76 145H71V144H69V143H71V142H69L68 144H67V142L66 141H64V139H66V138H64L63 139V137H59V136H62V135H48V134H44V133H42V132H40V131H36L35 133L33 132H31V133H28L27 131L25 132V130H21V128L19 127V126H17V125H15V129H9V127L11 126H8V130L6 129V127H3ZM69 126V125H68ZM67 126V127H68ZM122 126V125H121ZM135 126V125H134ZM171 126V125H170ZM181 126H182V124H181ZM209 126V125H208ZM215 126V125H214ZM219 126V125H218ZM16 127H19L18 129L20 130H17L16 129ZM62 127V126H61ZM63 127H66V126H63ZM94 127H96V126H94ZM100 127H101V125H100ZM125 126H123L122 128H119V129H115V128H113V127H108V130L109 131H107V132H104L103 133V135H102V133H101V135L102 136H104L103 138H105V137H107V138H105V140L106 139H108V140H114V142H116V141H118L119 139H121L122 141L125 139V138H130V136H129V133H131V131H128L127 129H125L124 128ZM140 127V126H139ZM146 127H147V125H146ZM164 127V126H163ZM173 127V126H172ZM184 127V126H183ZM211 127V126H210ZM216 127V126H215ZM214 127V128H215ZM223 127V126H222ZM11 128V127H10ZM158 128V127H157ZM165 128V127H164ZM180 128V127H179ZM221 128V127H220ZM69 129H71V128H69ZM68 129V130H69ZM85 129H87V128H85ZM97 129V128H96ZM136 129V128H135ZM146 129V128H145ZM145 129H143V131L145 132ZM149 129H151V128H149ZM154 129V128H153ZM156 129V128H155ZM161 129V128H160ZM166 129H168V128H166ZM166 129H165V131H166ZM170 129V128H169ZM218 129V128H217ZM222 129V128H221ZM223 129H224V127H223ZM100 130V129H99ZM139 130H141V128L140 129H138V131H137V129H136V132L134 133V134H136V135H138L139 133H142V132H139ZM162 130V129H161ZM177 130V129H176ZM182 130V129H181ZM184 130V129H183ZM14 131H17V132H14ZM20 133H19V132ZM22 131V132H21ZM28 131H30L29 129H28ZM78 131V130H77ZM133 131V130H132ZM147 131H148V129H147ZM151 131H153V130H151ZM151 131H149L150 132V134H152L151 133ZM164 131V130H163ZM172 131V130H171ZM214 131V130H213ZM224 131V130H223ZM78 132H80V130L78 131ZM95 132V131H94ZM98 132V131H97ZM143 132V133H144ZM156 132V131H155ZM167 132V131H166ZM182 132H185V131H182ZM85 133H86V131H85ZM90 133V131L87 133V134H89ZM158 133V132H157ZM169 133H170V131H169ZM181 133V132H180ZM218 133H220V132H218ZM52 134V133H51ZM134 134H132L133 135V137H134ZM149 134V136H148V138L150 137V136H152L151 138H153L154 140H157L158 142H159V140L158 139H160V138H163L164 136H162L163 135V133H162V135H160V136H162V137H160L159 138V136H158V134L155 136V134H154V136H153V134L152 135H150ZM160 134V133H159ZM174 133H172V136H174L173 135ZM145 135V134H144ZM263 135H264V133H263ZM262 135V136H263ZM58 136V137H57ZM96 136V135H95ZM158 136V137H157ZM261 136V137H262ZM26 137H28V139L30 140V141H32L33 143L32 144H36V145H32V144H30L29 145V147L28 148H26V149H24V150H20V149H18L17 147H15L14 146V144H12L10 141L11 140H13V139H22V138H26ZM99 137H101L100 136V134H99ZM142 137H143V134H142ZM170 137V136H169ZM217 137V136H216ZM136 138V137H135ZM145 138H146V135H145ZM171 138V137H170ZM177 138V137H176ZM175 138V139H176ZM200 138H201V136H200ZM138 139V138H137ZM168 139V138H167ZM173 139V138H172ZM174 139V140H175ZM260 139V138H259ZM104 140V139H103ZM104 140V141H105ZM116 140V141H115ZM132 140V139H131ZM138 140H141V139H138ZM144 140V139H143ZM151 140V139H150ZM161 141H163V140H166L165 138H163V140L162 139H160ZM171 140V139H170ZM183 140V139H182ZM186 140V139H185ZM193 140V139H192ZM202 140V139H201ZM200 140V141H201ZM126 141H127V139H126ZM146 141V140H145ZM153 141V140H152ZM157 141H155V142H157ZM160 141V142H161ZM173 141V140H172ZM189 141V140H188ZM187 141V142H188ZM75 142H77V141H75ZM131 142V141H130ZM155 142H153L154 144H155ZM221 142V141H220ZM11 143V144H10ZM93 143V142H92ZM119 143V142H118ZM137 143H138V141H137ZM163 143H165V142H162V144ZM177 143V142H176ZM183 143H185V142H183ZM80 144V143H79ZM82 144V143H81ZM117 144V143H116ZM116 144H114L113 143V145L115 146ZM161 144V143H160ZM159 144V145H160ZM201 144V143H200ZM90 145H92V144H90ZM107 145H110V144H107ZM158 145V144H157ZM157 145H156V147H157ZM177 145H179V144H177ZM188 145V144H187ZM210 145V144H209ZM97 146L98 145H95L94 144V147H93V145L92 146H89L88 148L86 147H84V149H87V152L88 153H92L93 155L94 154H96L97 152H99V150H100V148L101 147H99L98 149H97ZM104 146V145H103ZM111 146V145H110ZM116 146H118V145H116ZM115 146V148H116V150H117V147ZM126 146V145H125ZM133 146V145H132ZM164 146V145H163ZM162 146V147H163ZM185 146H186V144H185ZM195 146V145H194ZM263 146V145H262ZM105 147V146H104ZM112 147V146H111ZM127 147V146H126ZM137 147H139V145L137 146ZM159 147H161V146H159ZM196 147V146H195ZM235 147V146H234ZM80 148V147H79ZM107 149H108V151H109V148L108 147H106ZM129 148V147H128ZM169 148V147H168ZM178 148V147H177ZM106 149V150H107ZM112 149V148H111ZM141 149V148H140ZM154 149H155V147H154ZM163 149V148H162ZM185 149V148H184ZM195 149V148H194ZM194 149H192V150H194ZM71 150V151H70ZM115 150V149H114ZM122 150V149H121ZM121 150H119V151H121ZM129 150V149H128ZM131 150V149H130ZM161 150V149H160ZM167 150V151H166ZM191 150V151H192ZM209 150V149H208ZM69 151V152H68ZM83 151V150H82ZM118 151V152H119ZM133 152V155H135V154H137L138 155V153L137 152H139L140 150H138L137 149V151H135L134 152V149L132 150ZM154 151H156V150H154ZM153 151V152H154ZM158 151V150H157ZM164 151V150H163ZM52 153L51 155H54V157H50V155H46V154H49V153ZM54 152H55V154H54ZM81 152V151H80ZM80 152H78V153H80ZM116 152V151H115ZM129 152H131V151H129ZM143 152V151H142ZM141 152V153H142ZM151 152V151H150ZM161 152H162V150H161ZM58 153V154H57ZM101 153H103V152H101ZM128 153V152H127ZM135 153V154H134ZM165 153H169L168 152V149L166 148L165 149V151H164V153H162V154H165ZM173 153L174 152H172V156H174L173 155ZM179 153V152H178ZM185 153V152H184ZM187 153V152H186ZM194 153V152H193ZM70 154V153H69ZM85 154H87V153H85ZM144 154V153H143ZM147 154H148V152H147ZM150 154V153H149ZM155 154V153H154ZM157 154V156H158V153H156ZM155 154V155H156ZM180 154V153H179ZM182 154V153H181ZM187 154H189V153H187ZM187 154H185L186 155V158H185V161H187L188 159H187ZM198 154H199V152H198ZM223 154V153H222ZM230 154V153H229ZM229 154H228V156H229ZM88 155V154H87ZM142 155V154H141ZM167 155V154H166ZM184 155V154H183ZM185 155L183 156V157H185ZM196 154H194V156H195ZM219 155V154H218ZM227 155V154H226ZM77 156H78V154L77 153H75L74 154V156H72V158L68 161V162H66V164L68 165L69 163L71 164V162L74 160V159H76L77 158ZM84 156H86V155H84ZM128 156V155H127ZM136 156V155H135ZM134 156V157H135ZM160 156V155H159ZM162 156V155H161ZM164 156V155H163ZM172 156L170 157V159L172 158ZM180 156V155H179ZM203 156V155H202ZM217 156V155H216ZM225 156V155H224ZM80 157V156H79ZM116 157V156H115ZM120 157H121V155H120ZM123 157V156H122ZM121 157V158H122ZM129 157V156H128ZM153 157V156H152ZM155 157V156H154ZM164 157H166V156H164ZM169 157V156H168ZM189 157V156H188ZM196 157V156H195ZM194 157V158H195ZM200 157V156H199ZM198 157V158H199ZM205 156H203V158H204ZM213 157V156H212ZM219 157V156H218ZM237 157V156H236ZM70 158V157H69ZM83 158V157H82ZM111 158V157H110ZM120 158V159H121ZM125 158V157H124ZM141 158H142V156H141ZM180 158H182V157H180ZM197 158V157H196ZM195 158V159H196ZM201 158V157H200ZM210 158V157H209ZM227 158V157H226ZM61 159V158H60ZM78 159V158H77ZM102 159V158H101ZM119 159V160H120ZM123 159V158H122ZM173 159V158H172ZM187 159V160H186ZM193 159V158H192ZM206 159V157L204 158V159H202V160H205ZM211 159V158H210ZM215 159H217V157H215ZM219 159V158H218ZM217 159V160H218ZM230 159V158H229ZM228 159V160H229ZM124 160V159H123ZM134 160V159H133ZM175 160V159H174ZM174 160H171V162L172 161H174ZM190 160V159H189ZM188 160V161H189ZM199 161H200V159H198ZM101 161V160H100ZM112 161V160H111ZM122 161V160H121ZM125 161V160H124ZM161 161V160H160ZM169 161V160H168ZM187 161V162H188ZM191 161V160H190ZM194 161H197V160H194ZM207 161V160H206ZM234 161V160H233ZM232 161V162H233ZM253 161V160H252ZM256 161V160H255ZM27 162V163H26ZM75 162V161H74ZM162 162V161H161ZM183 162H184V160H183ZM187 162H186V164H187ZM202 162V161H201ZM200 162V163H201ZM210 162H211V160H210ZM218 162V161H217ZM228 162V161H227ZM237 162H238V160H237ZM48 163H50V164H52L51 165V167L49 168V164ZM78 163V162H77ZM125 163V162H124ZM132 163H134V161L132 162ZM131 163V164H132ZM163 163H164V161H163ZM166 163H168V162H166ZM178 163V162H177ZM181 163V162H180ZM205 163V162H204ZM220 163V162H219ZM241 163V162H240ZM245 163V162H244ZM48 164V168L47 167H45V165H47ZM103 164V163H102ZM192 164V163H191ZM196 164V163H195ZM208 163H206L205 164V166L207 165ZM212 164V163H211ZM233 164V163H232ZM252 164V163H251ZM256 164V163H255ZM55 166L54 167V169H53V167L52 166ZM60 165V164H59ZM65 165V164H64ZM67 165H65L66 167H67ZM88 165V164H87ZM194 165V164H193ZM203 165V164H202ZM202 165H200L201 167H202ZM234 165V164H233ZM236 165V164H235ZM247 165V164H246ZM249 165H250V162H249ZM261 165V164H260ZM262 165H264L263 163H262ZM61 166V165H60ZM59 166V167H60ZM126 166V165H125ZM173 166V165H172ZM198 166V165H197ZM196 166V167H197ZM204 166V165H203ZM217 166H219V165H217ZM227 166V165H226ZM62 167H64V166H61V168ZM169 167V166H168ZM181 167V166H180ZM184 168H183V170H185L186 169V167L187 166H183ZM194 167V166H193ZM215 167V166H214ZM225 167V166H224ZM224 167H222V168H224ZM229 167V166H228ZM236 167V166H235ZM242 167V166H241ZM263 167V166H262ZM52 168V169H51ZM72 168V167H71ZM110 168V167H109ZM137 168V167H136ZM175 168V167H174ZM177 168V167H176ZM188 168V167H187ZM190 168V167H189ZM188 168V169H189ZM198 168V167H197ZM196 168V169H197ZM208 168H211V167H208ZM218 168V167H217ZM221 168V167H220ZM226 168V167H225ZM244 168H245V166H244ZM254 168V167H253ZM252 168V169H253ZM257 168H259V167H257ZM51 169V170H50ZM64 169V168H63ZM63 169L61 170V172L63 171ZM67 169V168H66ZM108 169V168H107ZM173 169V168H172ZM194 169V168H193ZM193 169H191L190 168V172H189V170H187L186 169V171L190 174L191 173V171L193 170ZM204 169H205V167H204ZM214 169V168H213ZM219 169V168H218ZM228 169V168H227ZM245 169H247V168H245ZM65 170V169H64ZM103 170V169H102ZM115 170V169H114ZM135 170V169H134ZM178 170H179V168H178ZM180 170H181V168H180ZM183 170H181L183 173L184 172H186V171H183ZM202 170V169H201ZM209 170V169H208ZM229 171H230V169H228ZM233 170V169H232ZM240 170V169H239ZM238 170V171H239ZM249 170V169H248ZM247 170V171H248ZM259 170V169H258ZM52 171V172H51ZM53 171H54V173H53ZM67 171H69V170H67ZM72 171V170H71ZM196 171V170H195ZM205 171V170H204ZM211 171H212V169H211ZM216 171H217V169H216ZM222 171H223V169H222ZM225 171H227V170H225ZM234 171V170H233ZM244 171V170H243ZM261 171V170H260ZM263 171V170H262ZM130 172H132V171H130ZM197 172V171H196ZM213 172V171H212ZM53 173V174H52ZM63 173V172H62ZM116 173H117V171H116ZM178 173H179V171H178ZM181 173V172H180ZM187 173V174H188ZM205 173V172H204ZM207 173V172H206ZM216 173V172H215ZM214 173V174H215ZM230 173V172H229ZM232 173V172H231ZM12 174V175H11ZM132 174V173H131ZM186 173H184V176L186 177V175H185ZM207 174H209V171H208V173ZM220 174V173H219ZM228 174V173H227ZM226 174V175H227ZM253 174V173H252ZM261 174V173H260ZM59 176H60V174H58ZM58 175H56V177L58 176ZM62 175V174H61ZM135 175V174H134ZM133 175V176H134ZM205 175V174H204ZM203 175V176H204ZM210 175V174H209ZM222 175H225V174H222ZM234 175V174H233ZM246 175V174H245ZM248 175V174H247ZM258 175V174H257ZM262 175H264V174H262ZM49 176V177H48ZM58 176V177H59ZM80 176V175H79ZM141 176V175H140ZM158 176V175H157ZM180 176H183V174H181ZM184 176H183V178H184ZM188 176V175H187ZM191 176V175H190ZM212 178H214L215 176L212 174ZM219 176V175H218ZM228 176V175H227ZM230 176H232V175H230ZM251 176H253V175H251ZM255 176V175H254ZM253 176V177H254ZM260 176V175H259ZM52 177V176H51ZM223 177V176H222ZM233 177V176H232ZM232 177H230V178H232ZM244 177V176H243ZM47 178V179H46ZM49 178V179H48ZM115 178V177H114ZM169 178V177H168ZM167 178V179H168ZM175 178V177H174ZM176 178H177V176H176ZM182 178V179H183ZM187 178V177H186ZM202 178V177H201ZM200 178V179H201ZM211 178V179H212ZM225 178V177H224ZM229 178V177H228ZM234 178V177H233ZM260 178V177H259ZM264 178V177H263ZM262 178V179H263ZM81 179H83V178H81ZM92 179V178H91ZM112 179V178H111ZM152 179V178H151ZM185 179V178H184ZM255 179V178H254ZM258 179V178H257ZM257 179H256V181H257ZM169 180V179H168ZM175 180V179H174ZM188 180V179H187ZM199 180V179H198ZM204 180V179H203ZM233 180V179H232ZM244 180V179H243ZM247 180H249V179H247ZM260 180V179H259ZM157 181V180H156ZM195 181V180H194ZM200 181V180H199ZM254 180H252V182H253ZM255 181V182H256ZM262 181V180H261ZM134 182V181H133ZM170 182H171V180H170ZM183 182H184V180H183ZM188 182V181H187ZM191 182V181H190ZM202 182V181H201ZM204 182V181H203ZM220 182V181H219ZM222 182V181H221ZM229 182V181H228ZM231 182V181H230ZM251 182V181H250ZM258 182V181H257ZM264 182V181H263ZM186 183V182H185ZM197 183V182H196ZM215 183V182H214ZM225 183V182H224ZM223 183V184H224ZM232 183V182H231ZM243 183H244V181H243ZM242 183V184H243ZM169 184V183H168ZM171 184V183H170ZM180 184V183H179ZM201 184V183H200ZM206 184V183H205ZM216 184V183H215ZM214 184V185H215ZM233 184V183H232ZM256 184V183H255ZM258 184V183H257ZM256 184V186H258ZM260 184H261V182H260ZM48 185V184H47ZM165 185H166V183H165ZM188 185H190V183H188ZM196 185V184H195ZM218 185H220V184H218ZM234 185V184H233ZM241 185V184H240ZM254 185V184H253ZM171 186H172V184H171ZM178 186V185H177ZM176 186V187H177ZM181 186H182V184H181ZM216 186V185H215ZM215 186H214V188H215ZM261 186V185H260ZM260 186H258L259 188H260ZM165 187V186H164ZM203 187V186H202ZM205 187V186H204ZM230 187V186H229ZM250 187H252L251 185H250ZM263 187H264V185H263ZM168 188V187H167ZM170 188V187H169ZM206 189H207V187H205ZM217 188V187H216ZM220 188V187H219ZM232 188V187H231ZM243 188V187H242ZM258 188V189H259ZM171 189V188H170ZM189 189V188H188ZM201 189V188H200ZM227 189V188H226ZM251 189H253V188H251ZM251 189H249V190H251ZM261 189H263V188H261ZM176 191H178L177 189H175ZM191 190V189H190ZM235 190H238V189H235ZM253 190H255V189H253ZM171 190H169V192H170ZM181 191V190H180ZM198 191H199V189H198ZM206 191V190H205ZM214 191H215V189H214ZM223 191V190H222ZM242 191V190H241ZM256 191V190H255ZM262 191V190H261ZM190 192V191H189ZM227 192H230V191H227ZM236 192V191H235ZM238 193H236V194H239V192L240 191H237ZM140 193V192H139ZM163 193V192H162ZM222 193V192H221ZM232 193H234V192H232ZM254 193H256V192H254ZM261 193V192H260ZM142 194V193H141ZM181 194V193H180ZM191 194V193H190ZM189 194V195H190ZM214 194V193H213ZM223 194V193H222ZM235 194V195H236ZM247 194H248V192H247ZM251 194V193H250ZM259 194V193H258ZM24 195V194H23ZM144 195V194H143ZM172 195H173V193H172ZM212 195V194H211ZM221 195V194H220ZM229 195V194H228ZM230 195H232V194H230ZM234 195V196H235ZM256 195V194H255ZM262 195V194H261ZM205 196V195H204ZM225 196H226V194H225ZM243 196V195H242ZM246 196V195H245ZM253 196V195H252ZM190 197V196H189ZM212 197V196H211ZM230 197V196H229ZM232 197V196H231ZM238 197H240V196H238ZM256 197V196H255ZM258 197V196H257ZM261 198H262V196H260ZM260 197H258V198H260ZM264 197V196H263ZM214 198H215V196H214ZM221 198H224V197H221ZM246 198V197H245ZM40 199V200H41ZM167 199V198H166ZM216 199H217V197H216ZM227 200H228V198H226ZM232 199V198H231ZM240 199V198H239ZM252 199H253V197H252ZM251 199V200H252ZM264 199V198H263ZM20 200V199H19ZM18 200V201H19ZM43 200V199H42ZM241 200V199H240ZM245 200V199H244ZM247 200V199H246ZM257 200V199H256ZM12 201V202H13ZM225 201V200H224ZM230 201V200H229ZM234 201V200H233ZM232 200H231V202H233ZM264 201V200H263ZM14 202H17V201H14ZM45 202V201H44ZM162 202V201H161ZM218 202V201H217ZM219 202H220V199H219ZM242 202H243V200H242ZM255 202V201H254ZM171 203V202H170ZM216 203V202H215ZM222 203H224V202H222ZM230 203V202H229ZM244 203V202H243ZM242 203V204H243ZM252 204H253V202H251ZM259 203H260V201H259ZM44 204V203H43ZM49 204V203H48ZM218 204V203H217ZM228 204V203H227ZM231 204V203H230ZM235 204V203H234ZM233 204V205H234ZM240 204V203H239ZM242 204H240V205H242ZM257 204H258V202H257ZM263 204V203H262ZM34 205L35 206H37V207H34ZM138 205V204H137ZM244 205H246V204H244ZM251 205V204H250ZM45 206V205H44ZM48 206V205H47ZM139 206V205H138ZM157 206V205H156ZM202 206V205H201ZM219 206H220V204H219ZM231 206H232V204H231ZM252 206V205H251ZM259 206V205H258ZM126 207V206H125ZM189 207V206H188ZM234 207V206H233ZM237 207V206H236ZM249 207V206H248ZM262 207V206H261ZM260 206L257 208L258 210H259V208H261ZM42 208V207H41ZM46 208V207H45ZM45 208H43L42 210L45 212L46 210H45ZM156 208V207H155ZM36 211H35V210ZM48 209L49 208H47V211H48ZM237 209V208H236ZM252 209H253V207H252ZM35 212H37V213H40V215H39V219H35L34 217H32V215L30 214V213H28V212H31L32 211V214H34L33 212L34 211ZM229 210V209H228ZM234 210V209H233ZM232 210V211H233ZM247 210H249V208L247 209ZM42 211V212H43ZM216 211V210H215ZM218 211V210H217ZM235 211V210H234ZM237 211V210H236ZM251 211V210H250ZM261 211H264V210H261ZM260 210H259V212H261ZM155 212H157V211H155ZM231 212V211H230ZM249 212V211H248ZM252 212H253V210H252ZM251 212V213H252ZM28 213V214H27ZM36 213V214H37ZM48 213V212H47ZM154 213V212H153ZM232 213V212H231ZM254 213V212H253ZM252 213V214H253ZM255 213H256V210H255ZM236 214V213H235ZM238 214H240L239 212H238ZM246 214V213H245ZM257 214V213H256ZM255 214V216H258V215H256ZM259 214H261V213H259ZM31 215V217H29ZM241 215V214H240ZM247 215H249V214H247ZM251 215V214H250ZM177 216V215H176ZM238 216L239 215H237L236 217L238 218ZM262 216V215H261ZM260 216V217H261ZM235 217V216H234ZM248 217V216H247ZM247 217H245V218H243V220L245 221L246 219H247ZM31 218V219H30ZM43 218H44V220H43ZM87 218V217H86ZM130 218V217H129ZM156 218V217H155ZM204 218V217H203ZM240 218H241V216H240ZM249 218V217H248ZM252 218H253V216H252ZM252 218H251V220H252ZM229 219V218H228ZM235 219V218H234ZM253 219H255V218H253ZM149 220V219H148ZM209 220V219H208ZM223 220V219H222ZM232 220V219H231ZM230 220V221H231ZM241 220V219H240ZM242 220V221H243ZM250 220V219H249ZM248 220V221H249ZM68 221V220H67ZM71 221V220H70ZM206 221V220H205ZM229 221V222H230ZM239 221V220H238ZM242 221H241V224H242ZM248 221L246 222V223H248ZM255 221H259V219L257 218ZM255 221H253V222H251L252 223V227H254V226H256V224H257V222H255ZM263 221V220H262ZM50 222V221H49ZM107 222V221H106ZM119 222V221H118ZM202 222H204V221H202ZM215 222V221H214ZM260 222V221H259ZM16 223V224H15ZM207 223V222H206ZM211 223V222H210ZM219 223V222H218ZM228 223V222H227ZM233 223H234V221H233ZM232 223V224H233ZM236 223V222H235ZM234 223V224H235ZM22 224V225H21ZM204 224V223H203ZM203 224H200V225H203ZM213 224V223H212ZM211 224V225H212ZM232 224H230V225H232ZM240 224V225H241ZM245 224V223H244ZM17 225V226H18ZM50 225H52V224H50ZM67 225V224H66ZM102 225V224H101ZM117 225V224H116ZM155 225V224H154ZM199 225V226H200ZM221 225H222V223H221ZM237 226H238V224H236ZM254 225V226H253ZM262 225V224H261ZM261 225H259L258 224V227L259 228H261L262 226ZM55 226V225H54ZM91 226V225H90ZM134 226V225H133ZM219 226V225H218ZM217 226V227H218ZM245 226V225H244ZM251 226H249V228L251 227ZM31 227V228H32ZM116 227V226H115ZM209 227V226H208ZM227 227L228 226H226V227H224V228H226L225 229V231L227 230ZM231 227H233V226H231ZM235 227V226H234ZM242 227H243V225H242ZM246 227H248V224H247V226ZM57 228V227H56ZM114 228V227H113ZM134 228V227H133ZM197 228V227H196ZM213 228V227H212ZM214 228H216V227H214ZM220 228V227H219ZM224 228H223V230H224ZM238 229L239 228H241V227H237ZM245 228V227H244ZM259 228H252V229H257L256 231L258 232V231H260L261 229H259ZM264 228V227H263ZM9 229V228H8ZM8 229H7V231H8ZM11 229V228H10ZM55 229V228H54ZM88 229V228H87ZM111 229V228H110ZM119 229V228H118ZM229 229V228H228ZM247 229V228H246ZM245 229V230H246ZM259 229V230H258ZM24 230H26V229H24ZM29 230H32L33 231V229H29ZM114 230V229H113ZM206 230V229H205ZM204 230V231H205ZM210 230V229H209ZM223 230H221V232L223 233L224 231ZM236 230V229H235ZM240 230V229H239ZM243 230V229H242ZM245 230H243V231H245ZM248 230V229H247ZM255 230H251V232L250 233H252V235H248V234H243V235H248L249 237H248V239H247V249L245 248V251L247 250V254L245 253V251H244V253H245V255H247V259L249 260V261H251L250 263L252 264V263H256V262H260V260L263 262V260L262 259H264V242H262V241H264V240H262L263 238H264V236H262V235H260V237L258 236V235H256V231ZM264 230V229H263ZM10 231V230H9ZM42 231V230H41ZM85 231V230H84ZM100 231V230H99ZM112 231V230H111ZM211 231V230H210ZM216 231V230H215ZM231 231V230H230ZM229 231V232H230ZM233 231V230H232ZM237 231L238 230H236V233H237ZM249 231H250V229H249ZM1 232V231H0ZM26 232V231H25ZM36 232V231H35ZM83 232V231H82ZM117 232V231H116ZM115 232V233H116ZM120 232V231H119ZM182 232V231H181ZM214 232V231H213ZM219 232V231H218ZM221 232H219L220 233V235H221ZM242 232V231H241ZM248 232V231H247ZM246 232V233H247ZM253 232H254V234H253ZM264 232V231H263ZM2 233L3 232H1L0 234L2 235ZM53 233H51V234H53ZM114 233V232H113ZM112 233V234H113ZM118 233V232H117ZM228 233V232H227ZM249 233V234H250ZM259 233V232H258ZM260 233H262V232H260ZM259 233V234H260ZM26 234H28V233H26ZM26 234H24V236L26 235ZM30 234V233H29ZM34 234H36V233H34ZM45 234V235H44ZM119 234V233H118ZM117 234V235H118ZM193 234V233H192ZM210 234V233H209ZM216 234H218V233H216ZM225 234H226V232H225ZM231 234V233H230ZM242 234V233H241ZM23 235V234H22ZM32 235V234H31ZM50 235V234H49ZM48 235V236H49ZM207 235V234H206ZM214 235V234H213ZM223 235V234H222ZM234 235V234H233ZM243 235H242V237H243ZM13 236V235H12ZM29 236V235H28ZM28 236H27V238H28ZM38 236V235H37ZM48 236H47V238H48ZM51 236V235H50ZM53 236V235H52ZM91 236V235H90ZM112 236V235H111ZM110 236V237H111ZM194 236V235H193ZM228 236H229V233H228ZM240 235H238V237H239ZM14 237V236H13ZM22 237V236H21ZM20 237V238H21ZM31 237H33V236H31ZM24 238L25 239V241L26 242H29V241H31V239H33L34 240V238ZM35 237H36V235H35ZM59 237V236H58ZM93 237V236H92ZM119 237V236H118ZM215 237V236H214ZM213 237V238H214ZM224 237V236H223ZM232 237H234V236H232ZM232 237L230 238L231 240H232ZM237 237V238H238ZM1 238V237H0ZM39 238V237H38ZM38 238L36 239L35 238V240H36V242H35V240H34V244L36 245L37 243H39V242H41L40 241V239H39V241H38ZM101 239H102V237H100ZM111 238H114L115 239V237H111ZM209 238V237H208ZM207 238V239H208ZM219 238V237H218ZM235 238V237H234ZM245 238V237H244ZM243 238V239H244ZM93 239V238H92ZM216 238H214V240H215ZM242 238H241V240H243ZM16 240H18V239H16ZM21 240H22V242H25V241H23V239L21 238ZM21 240H20V242L19 243H21ZM42 240H44V239H42ZM94 240V239H93ZM98 240H100L99 238H98ZM104 240V239H103ZM103 240H102V243H103ZM116 240V239H115ZM177 240V239H176ZM223 239H221V241H222ZM240 240V241H241ZM13 241H14V243H15V240L13 239ZM19 241V240H18ZM92 241V240H91ZM95 241V240H94ZM188 241V240H187ZM208 241H210V240H208ZM220 241V242H221ZM225 241V240H224ZM233 241V240H232ZM240 241H238V243L240 242ZM246 241V240H245ZM32 242V241H31ZM93 242V241H92ZM106 242V241H105ZM110 242H112V240L110 241ZM216 242V241H215ZM228 242V241H227ZM18 243V242H17ZM102 243H101V246H102ZM116 243V242H115ZM114 243V244H115ZM237 243V244H238ZM246 243V242H245ZM28 244V243H27ZM26 244V245H27ZM97 244V243H96ZM155 244V243H154ZM229 244H231V243H229ZM244 244V243H243ZM20 245V244H19ZM29 245H32V244H29ZM46 245V244H45ZM104 245H105V243H104ZM108 245H109V243H108ZM111 245H113L112 243H111ZM184 245V244H183ZM239 245H241V244H239ZM22 246V245H21ZM60 246H62L64 249L66 248V251H68V252H70V250H68L69 248H67V246L62 242V243H60ZM73 246V245H72ZM96 246V245H95ZM105 246H107V243H106V245ZM105 246H103V247H105ZM114 246V245H113ZM218 246V245H217ZM224 246V245H223ZM243 246V245H242ZM246 246V245H245ZM12 247V246H11ZM31 247V246H30ZM40 247H42V246H40ZM96 247H100V245H98V246H96ZM222 247V246H221ZM237 247H238V245H237ZM17 248V247H16ZM22 248V247H21ZM86 248V247H85ZM102 248V247H101ZM134 248V247H133ZM132 248V249H133ZM138 248V247H137ZM182 248V247H181ZM241 248V247H240ZM240 248H239V250H240ZM244 248H243V250H244ZM44 249V248H43ZM99 248H97V250H98ZM131 249V250H132ZM237 249V248H236ZM251 249H252V251L253 252H250L251 251ZM3 250V249H2ZM62 250V249H61ZM134 250V249H133ZM217 250V249H216ZM216 250H214V252L213 253H215V251ZM220 250V249H219ZM218 250V251H219ZM223 250V249H222ZM19 251V250H18ZM72 251H73V249H72ZM82 251H84V250H82ZM98 251H101V250H98ZM98 251H96V253H94L93 255H96L97 254V252ZM113 251V250H112ZM111 251V252H112ZM135 251V250H134ZM233 251H235L234 249H233ZM2 252V251H1ZM20 252V251H19ZM64 252V251H63ZM62 253L61 255H58V256H56V255H54L50 260H48V261H46V263H44V264H116V262H115V259L112 261V258H111V256H109V254L108 253H106V252H104L103 253V255H101V256H88L87 254H83L82 255V253H84V252H82L81 253V256H82V260H78V261H73V260H71L70 261V254L69 253ZM158 252H159V250H158ZM161 252H162V250H161ZM165 252V251H164ZM163 252V253H164ZM224 252V251H223ZM15 253V252H14ZM73 253V252H72ZM211 253H212V251H211ZM210 253V254H211ZM218 253V252H217ZM217 253H215L214 255H216ZM220 253H222V251L220 252ZM225 253V252H224ZM224 253H223V255H224ZM236 253V252H235ZM59 254V253H58ZM116 254V253H115ZM219 254V253H218ZM229 254H231L230 252H229ZM240 255L242 254V253H239ZM1 255H3V254H1ZM19 255V254H18ZM38 255H40V251H39V249L38 250H35L34 251V253H30V255H25L26 256V258H24L25 259V263L24 264H31V263H29V261L31 260V258L32 257H38ZM80 255V254H79ZM227 255V254H226ZM242 255H244V254H242ZM7 256V255H6ZM5 256V257H6ZM24 256V255H23ZM68 256L70 257V258H68ZM72 256V255H71ZM75 256V255H74ZM128 256V255H127ZM222 256V255H221ZM231 256V255H230ZM236 256V255H235ZM2 257V256H1ZM9 257V256H8ZM217 256H215L214 258H216ZM229 256H227V257H224L223 256V259L225 258V259H227ZM241 257V256H240ZM243 257H245V256H243ZM243 257H242V259H243ZM67 258H68V260H67ZM73 258V257H72ZM102 258V260L100 261V259ZM211 258V257H210ZM2 259V258H1ZM4 259H6V258H4ZM22 259V258H21ZM23 259V260H24ZM119 259V258H118ZM168 259V258H167ZM184 259V258H183ZM183 259H182V262H183ZM213 259V258H212ZM211 259V260H212ZM219 259V258H218ZM231 259H233V258H231ZM237 259V258H236ZM245 259V258H244ZM9 259H7V261H8ZM46 260V259H45ZM75 260V259H74ZM194 260V259H193ZM213 260H215V259H213ZM235 260V259H234ZM10 261V260H9ZM12 261V260H11ZM138 261V260H137ZM170 261V260H169ZM219 261V260H218ZM223 261V260H222ZM221 261V262H222ZM245 261V260H244ZM247 261V260H246ZM245 261V262H246ZM249 261H247V262H249ZM118 262V261H117ZM121 262V261H120ZM120 262H118V263H120ZM129 262V261H128ZM128 262H125L126 264L128 263ZM139 262V261H138ZM173 262V261H172ZM186 262V261H185ZM191 262V261H190ZM233 262V261H232ZM238 262V261H237ZM240 262V261H239ZM243 262V261H242ZM5 263H7L6 262V260H5ZM181 263V262H180ZM192 263H196V262H192ZM226 263V262H225ZM250 263H248V264H250ZM264 263V262H263ZM9 264V263H8ZM124 264V263H123ZM130 264V263H129ZM165 264V263H164ZM173 264V263H172ZM184 264V263H183ZM187 264H189V263H187ZM204 264H205V262H204ZM219 264V263H218ZM227 264V263H226ZM230 264H232V263H230ZM259 264V263H258Z\"/></svg>",
    "mask_w": 264,
    "mask_h": 264
},
{
    "label": "built area",
    "instance_id": "built-area-1",
    "mask_svg": "<svg viewBox=\"0 0 264 264\" xmlns=\"http://www.w3.org/2000/svg\"><path fill=\"white\" fill-rule=\"evenodd\" d=\"M132 12L129 8H122L119 11V15L122 18H129L131 16Z\"/></svg>",
    "mask_w": 264,
    "mask_h": 264
}]
</instances>
